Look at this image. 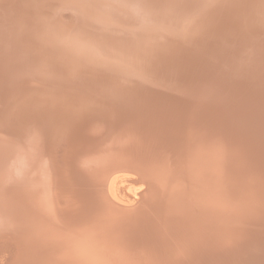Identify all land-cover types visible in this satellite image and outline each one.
<instances>
[{
	"label": "bare ground",
	"instance_id": "obj_1",
	"mask_svg": "<svg viewBox=\"0 0 264 264\" xmlns=\"http://www.w3.org/2000/svg\"><path fill=\"white\" fill-rule=\"evenodd\" d=\"M2 1H6L7 2V0H0V4H1V2ZM8 1H10L11 2V4L14 2V4H13V6L15 5V3L17 2L18 3V6L16 7V8H18L19 7V9L21 10V12L20 11H18V9L16 10V11H18V12H20L19 13V16H20V18L18 19V20H16V21H18V26H15V24L13 25V26H15V31H16V35L18 34V37L19 38H22V35H26L28 38V41H29V39H31L32 38V36H33V34H31V30L29 31L28 30V26H32V24L31 23H33L32 21H34L33 19H35V22H36V18H37V14H36V16L33 14L32 15V13H31V10H33L35 7L34 6H32L33 7V9H30V10H28L29 8V6L26 4V6H27V8L26 9H24V10H22L21 8L23 7H21L20 8V6L21 5H19L20 3H26V0H8ZM35 1V0H34ZM33 1V2H34ZM72 1V0H71ZM88 1H91V0H88ZM98 1V0H97ZM96 0H94V1H92V2H97ZM109 1V0H108ZM112 2L111 3H109L110 5L111 4H117V3H120V2H123L124 0H111ZM131 1V0H130ZM132 1H135L136 2V4H138V6L140 7L139 8V13H135V12H132V10H131V13L130 12H128V13H130V15L127 13V12H125L126 14H128V16L126 15L124 18H123V16L122 17H120V19L119 20H121L122 21V23L124 22L125 23V25L127 26V27H130V30H128V32H125V33H127V36L129 35L130 37L129 38H131V39H128L129 41H130V43L131 44H128V45H132L133 46V48L134 47H136V48H138L137 49V51L140 49V47H141V49H142V52H143V54L141 53V52H139L138 51V53H141V55H143V56H141V55H137V56H141L142 57V59H140V61H141V64H143L142 65V67L139 69L140 70V72L143 74H141L140 75V73L138 74V75H140V78L139 79H143V80H146V81H144V82H139L138 83V81H136V83L134 82V81H132V82H130L131 84H128V85H126L125 83V85H122V87H121V84H123L122 83V81L120 80L121 79V77L120 78H118L117 76L119 75L118 73V75H115V73L116 72H113L114 74H111L110 72H109V66L108 67H106V65L104 66H100V64H97V65H99V67H101L100 69L99 68H97V69H99V70H101L102 72H101V78H102V74H103V76H104V78H103V80H105L104 82V84L103 85H101V84H98V85H95L94 83H96V82H98L99 81V79H97V76H96V71H98V70H92V69H90V68H86V66L83 68V72L81 73L80 71H79V73H77V74H80L79 76L77 75L76 77H77V81H78V79L81 81V79H88L89 81L90 80H93V84L96 86V87H98V90L101 92V93H103L104 95H106V96H108V99L110 100H108V99H106V101H104L103 102V104H99V106H97V108L95 109V110H97L98 108H99V110H98V112H102V111H104L107 115V117H108V119L109 120H107V121H112V122H115L116 120H117V117H118V115L120 116V114L121 113H123L124 112V107H126L127 109V113L130 111V109H128V108H130V105L131 106H133V107H138V108H142L143 110L142 111H144L145 112V114H146V116H144V117H142V113H141V117H142V119H140L139 118V123L140 124H138L137 122H138V120L136 121V119H137V117L136 118H134V122H136L137 124H138V128L136 129V130H138V131H135V133H136V138L135 139H141V138H143L144 140H143V144L142 145H138L137 146V149L135 150V154L133 155L134 156V158H138V159H140L141 161H139L138 162V160H137V162L138 163H140V162H142V164H144V165H146V167L148 166V168H146V170H150V174L149 175H151L152 174V178L150 179V176L149 175H147L148 177H149V180L148 181H150L151 183H152V196H153V198L151 197V199H153V200H150V205L148 204V206H147V208H145V201L148 199H146L142 204H144L143 206H144V208L142 209V208H137V209H134L133 210V212H131V213H123L122 214V212L124 211H120V213L117 211V210H120V209H118L117 207H115V205L114 204H116L117 206H120V203H122V201H124L125 202V205H127L128 203H126V202H129L130 201V199H131V196L133 195V194H135V195H137L138 193H136L137 191L136 190H138L139 188H141L142 189V187H135L134 189L132 188L133 187V185H132V187L130 186L129 187V189H126L127 188V186L128 185H125L126 187H122V185H124L123 183H122V185H120L119 186V184L123 181V180H125L124 179V177H123V175L122 176H116V177H113V178H111V179H109V182L107 181V188H106V191L107 192H105V190H102L103 189V187H100V185H99V187H98V185H96V184H98L97 182L99 181V180H101L100 178L102 177V175L101 174H99L100 173V170H98L99 171V173L97 172V173H95V174H99L98 176H99V178L96 176V175H93V176H90V171H91V169H89L90 171L88 172L89 173V175L87 176L86 174H85V172L84 173H82V171H81V173L82 174H85V175H80L79 176V174L77 175V176H79V179L77 178V176H76V178H75V180H77V185H79V194H81L82 195V198H81V195H80V198H81V200L79 199V200H77V198L75 197L76 195H74V194H68L69 193V191H68V193L66 194L67 196H66V198H65V202H67V204L68 205H71V206H74L75 208H77V209H82L85 205H87V204H89V205H91L93 208L92 209H99L100 210V207H101V209L102 210H100L101 211V213H98V214H96V217L94 218V215H92L91 217H89V218H91L89 221H91V223H92V220L94 219V221L95 222H97L98 223V226H99V228H104V229H110V230H116V231H120V233L119 234H121L120 235V239H121V244L123 245V242H125L126 244H131V245H129V247H127L128 248V250L131 252V254H132V256L134 257V256H139V255H146V258L148 257V259H146L145 260V257L144 258H142L141 256V260H137L138 261V263H139V261L140 262H144L145 263V261H149L150 262V264H153L154 262H157V261H155V260H157L158 259V257H157V255H159V254H157L156 256H155V253H153L152 251L150 252L149 251V247H151L150 245H149V241H152V239L154 240V238L156 239V240H160V242L162 243V245H161V247H163L164 246V250H162V251H165L166 249H167V247L170 249L171 248V250H169L170 252H172V251H174V250H183L184 248L186 249V248H189V246L190 245H192V243L194 244L195 242H198L199 240H203V239H200V238H198V236L197 235H194L195 233L192 231L193 230V228H194V226L195 225H199L200 223H203L204 224V220L206 219V217L205 216H203L204 214H207V213H209V212H211L212 210H213V207H214V204H213V202H211V200H212V198L214 199V200H218V196H220V197H222L223 195H227L225 192L226 191H228L229 192V196H230V198L234 201V199L235 200H239L240 199V195L242 194V193H244V192H246V191H248V193H250V191H251V189L252 188H254V187H257V186H260L261 188H263V189H261V190H264V167H263V165L260 163V162H262V160H263V158H262V156H261V154H260V148L258 147V150H256V151H247V150H245L244 149V151L242 150L243 148H244V145L242 144V146L241 147H239L240 145H238V151H234V148L232 149L233 151H231V149H230V153L231 152H233V153H237L238 155L239 154H241V156H243V157H245L246 158V161H247V167L245 166L244 168L242 167V168H240L239 169V172H238V175L236 176V178L235 177H223L222 178V180H221V178H220V180H221V182L220 183H217L216 182V184L214 183V179L215 178H218L219 176H221L220 175V173H218L217 172V163H219L220 162V159H221V157H222V154L220 153V151L219 150H216L214 147H212V144H214V143H212V144H210L211 142H209V141H207L208 139L206 138V136H203V138L201 137L202 135H200V136H197V133H198V130H200L199 131V133L200 132H206L209 128H211V126L212 125H214V124H217L218 126H220V128H223L224 127V125L227 123L228 124V122H230V116H228L227 115V113L229 112L228 110H230L228 107H230V105H229V103H232L230 100H233V103H232V109L236 106V104H242L243 103V100H244V97L242 98V96H244V95H242L241 96V93H240V95H238L239 94V92H238V90H240V88L241 87H244L243 85L245 84V81H246V77H247V82H246V84H248L249 82H252V83H254V82H257V84H260V85H264V59L261 57V56H256V57H254V58H251V56H250V51H251V48L253 47H255V49L256 48H258L259 46H260V48L261 49H263L264 50V20L262 19L263 18V12L262 11H264V6L263 7H261V12L260 11H257L256 10V13L255 14H253L252 16H251V14L249 15V14H247V16L245 17V16H241L240 14L241 13H243L244 11H250L251 10V7H254L253 6V3L255 4V1L256 0H252L251 1V3H250V0H204L203 1V3L205 2V4L206 3H208V4H206V5H204V4H199V2L201 3L202 1H199V0H132ZM199 1V2H198ZM10 2L6 5V6H11L10 5ZM27 2L28 3H30L31 4V2H32V0H31V2H30V0H27ZM78 2V1H77ZM83 2H84V0H83ZM83 2H82V0H81V4L83 5ZM101 2V1H100ZM102 2H103V0H102ZM155 2V6H156V2H159L160 3V5H163L162 6V8H161V11H159V12H157V13H159L158 15H154L153 14V12H152V14L149 12V9H148V7L149 6H151L153 3ZM258 2H259V0H258ZM16 3V4H17ZM52 3V2H51ZM54 3V2H53ZM76 3V2H75ZM91 3V2H90ZM99 3V2H98ZM107 3V2H106ZM250 3V4H249ZM33 4H35V3H33ZM65 4V3H64ZM74 4V3H73ZM78 4V3H77ZM79 4H80V1H79ZM86 4H87V1H86ZM85 4V5H86ZM92 4H94V3H92ZM102 4V3H101ZM158 4V3H157ZM45 5V4H44ZM66 5V4H65ZM98 5V4H97ZM110 5H106L107 7H103L102 8V10H100V15H101V18H103L104 17V19L103 20H105V19H107L106 21H108L109 23L110 22H112L113 21V17H115V16H111L112 15V11H114L115 9H114V6H112L111 5V7H110ZM122 5V4H121ZM132 5H134V4H132ZM159 5V6H160ZM5 6V7H6ZM37 6V5H36ZM81 6V5H80ZM90 7L92 6V8L94 7V9L96 10L97 8L95 7V5L93 6V5H89ZM89 6H88V4L85 6L86 8H84V10L85 9H89ZM135 6V5H134ZM53 7V6H52ZM62 7V6H61ZM78 6H76V8H77ZM82 7V6H81ZM84 7V6H83ZM88 7V8H87ZM98 7H100V6H98ZM113 7V8H112ZM7 8V7H6ZM13 8V7H12ZM36 8H39V10L41 9V7H39V6H37ZM34 9V11H36L37 9ZM75 8V7H74ZM78 8H80V7H78ZM77 8V9H78ZM120 8V7H119ZM129 8V7H128ZM133 8V7H132ZM156 8V7H155ZM159 7L157 6V9H158ZM14 9V8H13ZM61 9V8H60ZM83 9V8H82ZM94 9H91V10H88V12H92ZM112 9V10H111ZM114 9V10H113ZM11 10V9H10ZM38 10V11H39ZM70 10V9H69ZM111 10V11H110ZM124 10V9H123ZM33 11V12H34ZM41 11V10H40ZM80 11H82V10H80ZM86 11V10H85ZM127 11V10H126ZM134 11V10H133ZM7 12L9 13V9H7ZM11 12H13V11H11ZM11 12H10V14H11ZM54 12V11H53ZM88 12H87V14H88ZM96 12H98V11H96ZM115 12V11H114ZM114 12H113V14H114ZM2 13V12H1ZM3 13H5V17H8L6 14V10H5V12H3ZM37 13V12H36ZM42 13V12H41ZM86 13V12H85ZM15 14H17V12H15ZM39 14V13H38ZM86 14V15H87ZM91 14V13H90ZM99 14V13H98ZM138 14H141V15H138ZM1 15V14H0ZM44 15H47V14H44ZM52 16H55V14L53 13V14H51ZM85 15V16H86ZM18 16V17H19ZM34 16H35V18H34ZM48 16V15H47ZM88 16L89 15H87V18H88ZM93 16V15H92ZM117 16V15H116ZM4 17V18H5ZM118 17V16H117ZM165 18H168L167 20L165 19ZM16 19H17V17H16ZM52 20V17L51 18H49V20ZM146 20L147 22H148V19H149V21H155L156 23H161V22H164L165 23V25H164V28H165V30H164V34H163V37L161 38V37H152V36H150V34L148 35L147 33L148 32H146L145 30L147 29H145V28H143V29H145V30H139V29H135V30H132V26L133 25H136V24H133V23H137V22H139V20ZM71 20V19H70ZM117 20V19H116ZM116 20H114V23H116L117 21ZM134 20H136V21H134ZM48 21V20H47ZM105 21V22H106ZM116 21V22H115ZM1 22V21H0ZM102 22H104V21H102ZM104 22V24H102V26H104L105 24H109V23H105ZM141 22V21H140ZM96 23H98V22H96ZM95 23V24H96ZM119 23V22H118ZM123 23V24H124ZM146 23V22H145ZM150 22H148V24H149ZM152 23V22H151ZM154 23V22H153ZM12 24V23H11ZM93 24V25H92ZM94 23H92V21L90 20V22L88 23V25L89 26H87L86 27V29L84 28V29H79V33H77L78 35H79V37H81L76 43L75 42H73L70 38H69V36H68V38H69V42L71 41V42H73V44L71 45V42H70V44H68V43H66L65 45H60V46H62L61 47V49H57V48H60V47H58L57 46V50H59V52L57 51V53L61 56H59L60 58H61V60H64L65 62H67V64H68V66L67 67H71L72 65H73V63H74V61L76 60V58H77V60L80 58V56L79 55H84V53H86L85 55H84V57H83V61H85L86 62V64H90V61H92V59H93V57H94V55H95V50L92 48L93 46H91V45H88L87 46V51L85 50V48H84V50L86 51V52H83V54H80L81 53V51H84V50H82V47H81V50H80V53L78 52L79 51V48L78 47H75V46H73V45H77V43H79V42H81L82 44H81V46H85V45H87V44H92V43H94V42H97L98 40L97 39H101V40H103L104 42L103 43H105V45L104 46H106V50L105 51H107V52H109V53H112V52H120V53H122L121 51V49H120V46H123L124 44H122L121 42L124 40V41H126L125 39L127 38H125V37H122L121 35L122 34H115L114 32L113 33H109L110 31H105L104 29H102V26H101V29H98V26L97 25H95ZM0 25H1V23H0ZM3 25H4V23H3ZM28 25V26H27ZM101 25V24H100ZM154 25V24H153ZM179 25H180V27H179ZM27 26V27H26ZM55 26V25H54ZM179 27V29L180 28H182L180 31H182L181 33H183V34H181L180 33V35L181 36H183V38H182V40H180V41H178L180 38L178 37V40H177V42H175V41H171V40H174L175 39V37H176V34H179V32L180 31H178V33H176L175 32V30L174 31H172L174 28H176V27ZM35 27V26H34ZM69 27V26H68ZM108 27H110V26H108ZM107 27V28H108ZM127 27H125V28H127ZM145 27V26H144ZM2 28V27H1ZM32 28V27H31ZM114 28H115V26H114ZM121 28H122V26H121ZM142 28V27H141ZM154 28V27H153ZM60 29V28H59ZM97 29V30H96ZM123 29V28H122ZM2 30V29H1ZM5 30V29H4ZM78 30V29H77ZM76 30V31H77ZM137 30H139V31H137ZM148 30V29H147ZM163 30V29H162ZM119 31V30H118ZM124 31V30H123ZM176 31H177V29H176ZM37 32V31H36ZM75 32V31H74ZM6 33V32H5ZM120 33V32H119ZM122 33V32H121ZM155 33V32H154ZM153 33V34H154ZM14 34V35H15ZM57 34V33H56ZM60 34V33H59ZM37 35V34H36ZM35 35V36H36ZM39 35V34H38ZM74 36L76 35V33H74L73 34ZM78 35H76V38L75 39H77V36ZM126 35V34H125ZM46 36V35H45ZM180 36V37H181ZM185 36V37H184ZM61 37V36H60ZM82 37L84 38V39H86V41L85 40H83L82 39ZM37 38V37H36ZM9 39H11V38H9ZM8 39V40H9ZM16 39V38H15ZM25 39H26V37H25ZM37 39H39V38H37ZM226 39H228V40H226ZM234 39H236V42H237V44L235 43V44H231L232 42H230L231 40H234ZM127 40V42H129ZM153 40H155V44L158 46V41L156 42V40H160L159 42H161L159 45L161 46H158L159 48L158 49H156V47L154 46L155 44H153V46H151V45H148V44H150V42L151 41H153ZM4 41H5V39H4ZM11 41V40H10ZM15 41H17V39L15 40ZM40 41V40H39ZM38 41V42H39ZM47 41V40H46ZM74 41H76V40H74ZM1 42V41H0ZM18 42V41H17ZM37 42V41H36ZM127 42H126V44H127ZM147 42H149V43H147ZM172 42H174V43H172ZM192 42H193V44H194V46L192 45ZM4 43V42H3ZM16 43V42H15ZM65 43V42H64ZM64 43H62V44H64ZM99 43V42H98ZM153 43H154V41H153ZM158 43V44H157ZM40 44H42V42L40 41ZM39 44V45H40ZM80 44V43H79ZM100 44H101V42H100ZM187 44H190V45H187ZM228 44H231V45H228ZM1 46H0V58H7L6 56V54L8 53V49L9 48H14L15 47V45L14 44H12L11 42H8L7 41V43H5V44H0ZM14 45V46H13ZM18 45H20L18 48L20 49V51H22V54L24 53L25 54V57H27L28 59L31 57L30 55H32V52L34 51H36L37 53H39L38 51H43V52H40V54L37 56V58L36 57H34V56H32V60H33V62H31V64L30 65H28V68H27V73H28V76L30 75V74H36V75H40V76H44V74L46 73H50V74H52L51 72V70H50V68H48L47 67V61H50V60H48V56L50 55V54H52L51 52L49 53V51L47 50L46 51V49L47 48H45V47H43L44 46V44H42L43 46H40V47H35V48H32V47H30L31 45H29V44H27V46H21V44H18ZM251 45V46H250ZM103 46V45H102ZM119 46V47H118ZM131 46V47H132ZM86 47V46H85ZM96 47H97V45H96ZM74 48H75V50H78L77 51V53L74 51ZM92 48V49H91ZM98 48V47H97ZM104 48V47H103ZM122 48V47H121ZM135 48V49H136ZM252 48V49H253ZM260 49V50H261ZM18 51V50H17ZM104 51V50H103ZM136 51V50H135ZM136 51V52H137ZM239 51H241V52H239ZM116 52V53H117ZM128 53H129V51H127ZM16 53V52H15ZM36 53V54H37ZM13 54H14V51H13ZM18 54H19V52H18ZM33 54H35V53H33ZM136 53L134 52V55H135ZM264 54V53H263ZM15 55V54H14ZM13 55V57H10L9 58V60H10V64H8V63H6L7 61H8V59H7V61L5 62L4 61V58L0 61V76L3 74L2 72H4V73H6V75L5 74H3L2 76H3V78L4 77H8V78H13L14 80V82L11 84V85H13V84H16V85H14V86H17L16 87V90L17 89H19L20 87H22V85L21 84H19V82H20V78H22V76H23V68H24V64H23V62H21V58H20V55L18 56H14ZM79 56V58H78V56ZM30 56V57H29ZM122 56V55H121ZM137 56H135L136 58H137ZM235 56H237V58L239 59V61H236V60H238V59H236L235 58ZM53 57H56V56H53ZM58 57V58H59ZM264 57V56H263ZM57 58V57H56ZM131 58H133V57H131ZM54 59V58H53ZM139 59V58H138ZM20 60V61H19ZM133 60H134V58H133ZM63 61V62H64ZM78 61H80V60H78ZM19 62V63H18ZM89 62V63H88ZM78 63H80V62H78ZM92 63V62H91ZM136 63V62H135ZM134 63V64H135ZM51 64H53V63H51ZM75 64V63H74ZM81 64V66H82V62L80 63ZM85 63H83V65H84ZM107 64H109V63H107ZM138 64V63H137ZM137 64H135V65H137ZM240 65L241 67L239 68V67H236V66H238V65ZM92 65V64H91ZM138 66V65H137ZM67 67H66V69H67ZM89 67H92V66H89ZM96 67V66H95ZM98 67V66H97ZM127 67H129V68H132L133 67V65H129V66H125V67H123L122 68V70L121 71H123L124 73L127 71V69L129 70V68H127ZM140 67V66H139ZM55 68V67H54ZM65 68V67H64ZM64 68H63V70H64ZM153 68V69H152ZM154 68H156L155 70H154ZM226 68H230V69H227L226 70ZM237 68H239V69H237ZM65 69V70H66ZM69 69V68H68ZM75 69V68H74ZM82 69V68H81ZM233 69H236L238 72H239V78H238V80H234V79H236L237 77H238V75L237 76H235L234 74V76H232V78L230 77L231 75V71ZM25 70V69H24ZM57 70V69H56ZM55 70V71H56ZM59 70V69H58ZM70 70H72V68H70ZM69 70V71H70ZM110 70H114V71H117V69L115 68V67H113L112 69H110ZM138 70V71H139ZM160 70H165L167 73L165 74H160ZM231 70V71H230ZM236 70H233V73H235L236 72ZM44 71H48V72H44ZM51 71V72H50ZM55 71H53V72H55ZM68 71V72H69ZM78 71V70H77ZM154 71L157 73H154ZM235 71V72H234ZM64 72V71H63ZM68 72H67V75H68ZM123 72H121V73H123ZM231 72V73H230ZM26 73V72H25ZM57 74L56 75H58V72H56ZM75 73V72H74ZM75 73V74H76ZM107 73V74H106ZM110 73V74H109ZM230 73V74H229ZM55 74V73H54ZM66 74V73H65ZM70 74V73H69ZM72 74V73H71ZM170 75V76H168V75ZM237 74V73H236ZM256 74V78H257V80H253V76L252 75H255ZM107 75V76H106ZM164 75V76H163ZM241 75V76H240ZM24 76H25V74H24ZM27 76V75H26ZM58 76H60V75H58ZM57 76V77H58ZM68 76H70V75H68ZM96 76V77H95ZM120 76H123V75H120ZM126 76V75H125ZM144 76V77H143ZM31 76H29V77H27V79L28 78H30ZM50 77H54L53 75H51ZM71 77H74L73 75H71ZM71 77H70V80H71ZM76 77H75V79H76ZM170 77V78H169ZM231 79H230V78ZM2 78V77H1ZM24 78V77H23ZM26 78V77H25ZM39 78V77H38ZM64 78V77H63ZM100 78V79H101ZM169 78V79H168ZM186 78H188V79H186ZM190 78H192L191 80H190ZM54 79H55V77H54ZM123 79V78H122ZM138 79V80H139ZM5 80V79H4ZM53 80V79H52ZM68 80V79H67ZM74 80V79H73ZM84 80H82V81H84ZM253 80V81H252ZM6 81V80H5ZM65 81V80H64ZM80 81H78V82H80ZM101 82H103L102 80H100ZM99 81V82H100ZM23 82V81H22ZM25 82H26V80H25ZM31 82V81H30ZM36 82V81H35ZM70 82V81H69ZM74 82H75V80H74ZM2 83H3V80L2 79H0V85H2ZM21 83V82H20ZM68 83V82H67ZM77 83V82H76ZM196 83V84H195ZM6 84V83H5ZM34 84V83H33ZM83 83L81 82V84L80 85H82ZM196 85V87L195 86H193V85ZM197 84H199V85H197ZM245 84V85H246ZM21 85V86H20ZM24 85V84H23ZM66 85V84H65ZM69 85V84H68ZM67 85V86H68ZM84 85V84H83ZM94 85H92V87H94ZM147 85V86H146ZM6 86V85H5ZM78 86H79V83H78ZM85 86H88V84L86 85V83H85ZM120 86V87H119ZM124 86V87H123ZM8 87H10V85L9 86H7L6 88H8ZM19 87V88H18ZM27 87V86H26ZM26 87H24V88H26ZM71 87V86H70ZM91 87V86H90ZM95 87V88H96ZM175 89L176 87H178V89L180 90V92H178V94L176 95L175 93L173 94V96L174 95H176V96H174V97H172V95L170 96V94H169V92H170V89H169V91H167V89ZM88 88V87H87ZM94 88V89H95ZM120 88H124L123 90H121ZM0 89H1V87H0ZM97 89V88H96ZM156 89V91L158 92V93H156V92H154V90ZM160 89H162V90H160ZM158 90H160V91H158ZM259 90H260V92H262L261 94H260V96L259 97H257V100H255V102H254V105H252L253 107L254 106H256L257 108V110L259 111V106L260 105H262V103H263V105H264V87L263 86H260L259 87ZM29 91H31V92H33V90H30L29 89ZM174 91H176V89L174 90ZM0 92H1V90H0ZM55 92V91H54ZM53 92V93H54ZM159 92H160V94H159ZM9 93V92H8ZM38 93V92H37ZM37 93H29V95L28 96H30V98L27 100V101H25V103L23 104V105H20L19 107H17L16 109L19 111L20 110V112L23 114V113H27L26 115H28V116H25V118L26 119H24V124L23 125H26L27 126V128H26V130L24 131V132H26V133H29L28 131H29V129L31 128L30 126H32V124H30L31 123V121H33V120H35L34 122H37L42 116H46L47 114L46 113H48L49 115H51V117H52V119L51 120H53L54 121V124L57 122V120L58 119H60V121L62 120L63 122V124L66 122L67 124L69 123V122H71V123H69L67 126H66V129L69 131L72 127L73 128H76V130L78 129H80V126L82 125V123H84L85 122V120H88V118H90V116H91V114H93L94 113V115H96V113H97V111H96V113L95 112H91L90 110H92L91 108H90V110H87V108H86V105L88 106L89 104H90V102H92V101H90L89 102V100H87V99H85V101H83L84 100V98H83V100L82 101H79V100H76V99H73V98H75V97H73V95H69L68 94V92H63V94H62V96H55L54 94L56 93H52L54 96L52 97V96H46V95H38L39 97L38 98H40V100H37L36 98H37ZM168 93V94H167ZM2 94H4V92L2 91V93H0V97L2 96ZM59 94H60V92H59ZM116 94H118V98H115L114 96H116ZM120 94V95H119ZM47 95H48V93H47ZM145 95L146 96H150V97H152L153 99H151V100H154V101H156L158 104H159V107H160V109H161V107H162V111H161V113H160V116L159 115H156L155 113H154V111H153V108H155L154 107V104H156L155 102H153V104H150V102H147L146 104H145ZM255 95V94H254ZM7 96V95H6ZM17 96V95H16ZM16 96H15V98H16ZM120 96V97H119ZM137 96H138V98H137ZM2 97H4V95L2 96ZM105 97V96H104ZM240 97V98H239ZM256 97V96H255ZM115 98V99H114ZM141 98H143V99H141ZM173 98V99H172ZM101 99V98H100ZM243 99V100H242ZM5 100V99H4ZM149 100V98L147 97V101ZM202 100H206L205 101V105H201L202 104ZM9 101H10V99H9ZM13 101V100H12ZM22 101V100H21ZM72 101H73V103H72ZM14 102V101H13ZM18 103V102H17ZM95 103V102H94ZM162 103V104H161ZM245 103H247V102H245ZM8 104V106H9V103H7ZM13 104V103H12ZM92 104V103H91ZM96 104V103H95ZM150 104V105H149ZM93 105V104H92ZM229 105V106H228ZM248 105V104H247ZM8 106H6L7 108H8ZM12 106H14V104L12 105ZM76 106V107H75ZM101 106V107H100ZM120 106H122L123 107V109H122V107L121 108H118V107H120ZM156 106L158 107V105L156 104ZM246 106V105H245ZM132 107V108H133ZM238 105H237V109H238ZM249 107V106H248ZM247 107V108H248ZM260 107H262V108H264V106H260ZM10 108V107H9ZM15 107H13V109H14ZM102 110H101V109ZM251 107H249V109H250ZM2 109H4V108H2L1 106H0V113H1V111H2ZM10 109H12V108H10ZM120 109H122V111L120 110ZM137 109V108H136ZM159 108H157V110H158ZM241 109H242V107H241ZM248 109V110H249ZM253 109L254 108H252L251 109V111H253ZM256 109H254V111L256 112L257 110ZM15 110V109H14ZM23 110V111H22ZM28 110V111H27ZM125 110V111H126ZM138 110V109H137ZM141 110V109H140ZM157 110H156V112H157ZM240 110V108L237 110V111H239ZM247 110V111H248ZM27 111V112H26ZM134 111H136V110H134V109H132V112H129V114H131V113H133ZM236 111V112H237ZM242 111V113L244 112L243 110H241ZM262 111H264V110H262ZM262 111H259L260 112V114H259V117H258V119H260V118H264V113H262ZM10 112V111H9ZM8 112V113H9ZM19 112V113H20ZM137 112V111H136ZM159 112V111H158ZM245 112H246V110H245ZM249 112H250V110H249ZM4 113V112H3ZM105 113H103V115L105 114ZM241 113V112H240ZM247 113V112H246ZM10 114V113H9ZM98 114V113H97ZM100 114V113H99ZM123 114H125V116H127V114L126 113H123ZM123 114H122V117H123ZM134 114H136V113H134ZM139 114V113H138ZM137 114V115H138ZM258 114V113H257ZM257 114H255L256 116H257ZM3 115V114H2ZM24 115V114H23ZM48 115V116H49ZM143 115H144V113H143ZM230 115V114H229ZM255 115H252V116H254L255 117V119L253 118V119H251V118H249V116H251V115H249L248 116V113H247V117H246V114H240L239 115V117H240V119L241 120H243V124L241 123L242 121L241 120H238V121H240V122H237V123H239V124H237V123H232L233 125H231V126H229L228 128L231 130L230 131V133H229V139H228V142L230 143V144H233V141L234 140H232V136H234V135H238V137L240 138V140H242L241 142L242 143H245L246 142V140L248 139V137H249V135L252 133V132H254V131H256V132H259V136H258V138L256 139V140H258L257 142H258V144H259V146H260V143L259 142H261V143H264V132L262 131L263 129H264V122L260 125V122L258 123L256 120V116ZM9 116V115H8ZM15 116V115H14ZM72 116V117H71ZM129 116L130 115H128L127 117L128 118H126L127 119V121H128V119H129ZM251 116V117H252ZM73 117H75V120L72 122L71 121V119L73 118ZM138 117H139V115H138ZM23 118V117H22ZM43 118V117H42ZM48 118V117H47ZM131 118V117H130ZM156 118H158L159 120H160V122H161V124L159 123V121H158V123L161 125L160 127L161 128H159L158 129V127H157V125L159 126V124H157L156 125V128H155V130L153 129V131H151V129L150 128H148V127H146V126H144L143 125V122L145 123H147V122H150V121H152L153 119H154V121L156 120ZM17 119V118H16ZM45 119V118H44ZM133 119V118H132ZM132 119H130L131 120V122H133V120ZM11 120V119H10ZM17 120H19V118L17 119ZM37 120V121H36ZM64 120H66L65 122H64ZM103 120H104V118H103ZM122 120H125L124 118L122 119ZM141 120H142V122H141ZM213 120L215 121L214 122V124H213ZM260 120H262V119H260ZM259 120V121H260ZM7 121V120H6ZM20 121V120H19ZM41 121V120H40ZM44 121V120H43ZM92 121V120H91ZM107 121H106V123H107ZM5 122V121H4ZM3 122V123H4ZM12 122V121H11ZM10 122V123H11ZM15 122V121H14ZM18 122V121H17ZM16 122V124H19V123H17ZM118 122H119V120H118ZM133 122V123H134ZM157 122V121H156ZM234 122H236V121H234ZM39 123V122H38ZM37 123V124H38ZM58 123V122H57ZM56 123V124H57ZM61 123V124H62ZM116 123V122H115ZM121 123L122 124H124L122 121H121ZM129 123V122H128ZM30 124V125H29ZM40 124H42V122H40ZM62 124V125H63ZM91 124V123H90ZM96 124H98V123H96ZM95 124V125H96ZM110 124V123H109ZM109 124H106V125H109ZM117 124H120V123H117ZM127 124V123H126ZM136 124V125H137ZM177 124H180V128H181V126H182V135H183V138L185 139L183 142H184V145H183V147L181 148V146L182 145H180V147L179 148H181L179 151L178 150H176L175 152H176V154H177V151H178V153H179V159H177L178 160V168H173V170L174 169H176V172L174 173L173 171V174L174 175H172V172H170L171 173V175L172 176H170L171 178H169L170 180H169V186L167 187L166 185L164 186V188H165V190L164 189H162V190H159V188H157V186H159L158 184H155V183H158L160 180H162V182H164V181H166V176L164 175V181H163V176H162V179L160 178H157L156 179V177L155 176H157V175H161V174H159V172H157V174L155 175V176H153L154 175V173L155 172H152V171H154V170H157V169H163L162 170V172L164 173V172H166V167L169 165V166H171L170 165V163H164V164H161V163H158L157 162V154H158V152L163 148V146L165 147V145L168 143V141L170 140V138H172L171 137V135H170V128L172 127H174V125H177ZM11 125V124H10ZM65 125V124H64ZM110 125H113L112 123L110 124ZM109 125V126H110ZM121 125V124H120ZM119 125V126H120ZM128 125H131L132 127H134V124H131V123H129ZM136 125H135V128H136ZM147 125V124H146ZM237 125H239V127L240 128H238L237 130H236V126ZM0 126H1V124H0ZM8 126V125H7ZM53 126V123H52V125H51V123L48 121H46V123L44 124V127L46 128V129H50L51 127ZM101 126V125H100ZM114 126V125H113ZM123 127H124V125H122ZM121 126V127H122ZM130 126V127H131ZM233 126H235V127H233ZM257 126V127H256ZM11 127L13 128V126L11 125ZM22 127V126H21ZM24 127V126H23ZM106 127H108V126H105V128ZM111 127V126H110ZM129 127V128H130ZM4 129H5V127H3ZM8 128V127H7ZM16 128V127H15ZM102 128H103V130H104V125L102 126ZM112 129H113V127H111ZM114 128H115V126H114ZM120 128V127H119ZM165 128V129H164ZM176 128V127H175ZM235 128V129H234ZM14 129V128H13ZM18 129V128H17ZM94 129V128H93ZM98 129H99V126H98ZM101 129V128H100ZM107 129V128H106ZM110 129V128H109ZM109 129H107V132L109 133H111V131H113V130H111V131H108ZM117 129H118V127H117ZM122 129V128H121ZM120 129V130H121ZM125 129H126V127H125ZM148 129H150V130H148ZM212 129V128H211ZM257 129H258V131H257ZM8 130V129H7ZM94 130H97L96 129V126H95V129ZM93 130V131H94ZM103 130H100V131H103ZM116 130V129H115ZM119 130V129H118ZM117 130V131H118ZM120 130H119V132H120ZM123 130H124V128H123ZM123 130H121V131H123ZM176 130H177V128H176ZM178 130H179V128H178ZM6 131V130H5ZM9 131V130H8ZM14 131V130H13ZM18 131V130H17ZM43 131L44 132H46L47 133V131L46 130H44L43 129ZM51 131V130H50ZM65 131V133H67L66 132V130H64ZM100 131H98V133H100ZM125 131V130H124ZM131 131V130H130ZM132 131H134L133 129H132ZM172 131L173 132H176V131H174V128L172 129ZM262 131V132H261ZM41 132V131H40ZM40 132H39V135H40ZM51 132H53V130L51 131ZM54 132H55V130H54ZM75 132H77V131H75ZM114 133H115V131H113ZM179 133H180V131H178ZM177 132V133H178ZM12 133V132H11ZM70 133V132H69ZM81 133V132H80ZM93 133H97V131L96 132H93ZM92 133V134H93ZM103 133H105V132H103ZM114 133L112 134L111 133V135H114ZM134 133V132H133ZM132 132H131V134H130V137L132 136V134H133ZM22 134V133H21ZM43 134V133H42ZM68 134V133H67ZM70 134H72V131H71V133ZM76 134V133H75ZM79 134V132H77V135ZM115 134H117V132L115 133ZM127 134V133H126ZM172 134V133H171ZM203 134V133H202ZM12 135V134H11ZM28 135V134H27ZM31 135V134H30ZM29 135V136H30ZM56 135V134H55ZM55 135H53V133L52 134H49L48 135V140L49 139H53L54 137H55ZM76 135V136H77ZM82 135V134H81ZM95 135H97V134H95ZM94 135V136H95ZM106 135H107V133H106ZM120 135V134H119ZM123 135H124V138L123 139H125V133L123 132ZM174 135H176V136H174L175 138L177 137V134L175 133ZM17 136V135H16ZM15 136V137H16ZM28 136V137H29ZM43 137H44V134L42 135ZM58 136V135H57ZM85 136V135H84ZM93 136V135H92ZM91 136V138H85V139H81L80 141H78L77 140V138L75 139V141L77 140V146H79L78 144H80V142L81 141H83L84 143H86L89 139V142L91 141V139L94 137H92ZM100 136V135H99ZM98 136V137H99ZM101 136H102V134H101ZM115 136V135H114ZM134 136V135H133ZM132 136V137H133ZM173 136V135H172ZM178 136H180V134L178 135ZM12 137V136H11ZM10 137V138H11ZM14 137V138H15ZM21 137H23V136H21ZM34 137H36L35 135H34ZM39 137V136H38ZM46 137V141H47V136H45ZM78 137H80L79 135H78ZM87 137H89L88 135H87ZM98 137H94L93 138V141H95L94 139L95 138H98ZM105 137V140H106V136H105V134H104V136H102V138H104ZM108 137V136H107ZM117 137L119 138L120 136H118V134H117ZM117 137H116V139H117ZM3 138V137H2ZM7 138H9V135H8V137ZM13 138V137H12ZM11 138V139H12ZM26 138V137H25ZM30 138V137H29ZM42 138V137H41ZM56 138V137H55ZM64 135H63V141H64ZM69 138V137H68ZM101 138V137H100ZM101 138V139H102ZM108 138H110V137H108ZM113 138V137H112ZM134 138V137H133ZM175 138H172L173 140L175 139ZM179 138V141L181 142V140H180V137H178ZM182 137H181V139H183ZM43 139V138H42ZM42 139H40V140H42ZM72 138H70V140H71ZM73 139H74V137H73ZM87 139V140H86ZM130 140L132 139V138H129ZM236 139V138H235ZM6 140V142H7V139H5L4 138V141ZM13 140V139H12ZM25 140V139H24ZM34 140V139H33ZM32 140V141H33ZM67 140V137L65 138V141L64 142H67L66 141ZM99 138L97 139V142L99 143ZM103 140V139H102ZM104 140V141H105ZM108 140H110V139H108ZM108 140H107V142H108ZM133 140V139H132ZM172 140V141H173ZM176 140V139H175ZM239 140V141H240ZM2 141V140H1ZM74 141V140H73ZM92 141V143L94 144L95 142H93ZM103 141V142H104ZM111 141V143L109 144V145H111L112 144V146L114 145L113 144V142H115L116 140L114 139V141L112 142V140H110ZM109 141V142H110ZM119 141V142H118ZM121 139L119 140H117V142H118V144H120L121 143ZM125 141V140H124ZM123 141V142H124ZM138 141V144H139V140H137ZM142 141V140H141ZM140 141V142H141ZM212 141V140H211ZM3 142V141H2ZM1 142V143H2ZM14 142V141H13ZM33 142H35V141H33ZM37 142V141H36ZM42 142H43V140L41 141V142H39V143H41L42 144ZM72 142V141H71ZM83 142H81V144H80V146L83 144V145H85V146H87L86 144H84ZM102 142V141H101ZM133 142H134V140H133ZM177 142V141H176ZM226 142H227V140H226ZM237 142V141H236ZM8 143H10V144H12L11 142H8ZM8 143H6V144H8ZM24 143V142H23ZM48 143V142H47ZM58 143V142H57ZM88 143V142H87ZM142 143V142H141ZM140 143V144H141ZM165 143V144H164ZM171 143L172 142H170V145H171ZM226 144L225 143V145H228V147H229V145L230 144ZM17 144V143H16ZM40 144V145H41ZM52 144H54V143H52ZM65 144V143H64ZM63 144V146L62 147H65V145ZM88 144H91V143H88ZM106 143H104V145H105ZM123 144V143H122ZM135 144V143H134ZM180 144V143H179ZM249 144H251V143H249ZM3 145V144H2ZM35 145H36V143H35ZM49 145V144H48ZM73 144L71 143V149H72V146ZM109 145H107V146H109ZM115 145H116V147H118L117 146V144L115 143ZM137 145V144H136ZM172 145L174 146V144L172 143ZM235 146H237V144H234ZM234 145H232V146H230V147H233ZM253 145V144H252ZM15 146V145H14ZM47 146V145H46ZM85 146H84V148H85ZM92 146V145H91ZM90 145H89V147H91ZM97 146V145H96ZM96 146H94L93 145V149H96L97 151H98V149H97V147ZM99 146V145H98ZM112 146H111V148H112ZM125 146L126 145H123V147L125 148ZM214 146V145H213ZM27 147V146H26ZM34 148H35V146H33ZM43 147H45V146H43ZM61 147V148H62ZM67 147V146H66ZM96 147V148H95ZM100 147V146H99ZM101 147H102V145H101ZM114 147V146H113ZM171 146H169V148H170ZM175 147H176V145H175ZM174 147V149H176ZM178 147V146H177ZM227 147V148H228ZM249 147H250V145H249ZM261 147V146H260ZM2 149H3V147H1ZM9 148H10V145H9ZM29 148H31V147H29ZM41 147L40 146H38L37 147V149L39 150H35V154H34V159H35V155L36 156H38V159H39V155L41 154L40 152H41ZM77 148V147H76ZM80 148H82L83 149V147L81 146ZM87 148H88V146H87ZM120 148V147H119ZM166 148H168V146L166 147ZM168 148V149H169ZM239 148H242L241 150H239ZM23 149V148H22ZM21 149V150H22ZM25 149V148H24ZM44 149V148H43ZM42 149V150H43ZM59 149V148H58ZM69 149V148H68ZM67 149V150H68ZM92 149V148H91ZM90 148L88 149L89 151L91 150ZM102 149V148H101ZM105 149V148H104ZM113 149V152L115 151L114 150V148H112ZM168 149H163L164 151H163V153H166V151L165 150H168ZM174 149H172L173 150V152H174ZM225 149H226V146H225ZM251 149V148H250ZM20 150V149H19ZM34 149L32 148V151H33ZM63 150V149H62ZM61 150V151H62ZM66 149L65 150H63L64 152L65 151H67ZM72 150H74V149H72ZM72 150H70L71 151V154L72 155H75L73 152H72ZM76 150H79V149H76ZM75 150V151H76ZM95 150V151H96ZM122 150V149H121ZM120 150V151H121ZM128 150V149H127ZM126 150V151H127ZM130 150V149H129ZM182 150L184 151V152H182ZM228 150V149H227ZM226 150V151H227ZM3 151H5V150H3ZM7 151V150H6ZM17 151V150H16ZM15 151V152H16ZM31 151V150H30ZM57 151V150H56ZM62 151V152H63ZM85 151H87V149L86 150H83L82 152H85ZM94 150H93V152H95ZM96 151V152H97ZM101 151H103V149L101 150ZM105 151V150H104ZM103 151V152H104ZM109 151H110V149H109ZM109 151H107V152H109ZM120 151H119V154H120ZM133 151H134V149H133ZM168 151H171V149L170 150H168ZM229 151V150H228ZM19 152V151H18ZM62 152H61V154H62ZM79 152H80V150H79ZM92 152V150L90 151V153ZM96 152H95V154H96ZM106 152V153H107ZM122 152V151H121ZM130 152V151H129ZM19 153H21V152H19ZM18 153V154H19ZM75 153H77V152H75ZM86 153V152H85ZM102 152H100V154H101ZM111 153V152H110ZM13 154V153H12ZM11 154V155H12ZM16 154V153H15ZM31 154H32V152H31ZM89 154V153H88ZM99 154V153H98ZM113 154V153H112ZM112 154H110V155H112ZM119 154H117V155H119ZM123 154V153H122ZM169 154H171L170 152H169ZM7 155V154H6ZM6 155H3V156H6ZM10 155V154H9ZM33 155V154H32ZM48 155V154H47ZM67 155H68V153H67ZM85 155H87V153L85 154ZM91 155H92V153H91ZM94 155V154H93ZM93 155H92V157H93ZM108 155H109V153H108ZM108 155L107 156H105L106 157V159H108ZM115 155V154H114ZM129 155V154H128ZM131 155V154H130ZM167 155H168V153H167ZM231 155H233V154H231ZM3 156H1V157H3ZM8 156V155H7ZM16 156H18V155H16ZM20 156H21V154H20ZM23 156V155H22ZM27 156H29V154L27 155ZM161 156H162V154H161ZM169 156V155H168ZM171 156H172V154H171ZM176 156V155H175ZM65 156H63V158H64ZM76 157V156H75ZM88 157V156H87ZM89 157H90V154H89ZM89 157H88V159H89ZM100 157V156H99ZM99 157H97V158H99ZM104 157V158H105ZM115 157V156H114ZM113 157V158H114ZM128 157V156H127ZM173 157V156H172ZM171 157V158H172ZM177 157V158H178ZM6 157H4V159H5ZM7 158H9V156L7 157ZM13 158H15V157H13ZM29 158V157H28ZM45 158V157H44ZM63 158L61 159V160H63ZM66 158V157H65ZM94 158V157H93ZM96 158V157H95ZM94 158V159H95ZM110 158V157H109ZM118 158H119V156H118ZM122 158V157H121ZM124 158H126V155H125V157ZM131 158V157H130ZM163 158H165V157H163ZM170 158V159H171ZM194 158V162H195V164H192V159ZM1 159V158H0ZM33 159V158H32ZM105 159V160H106ZM112 159V158H111ZM120 159V158H119ZM173 159V158H172ZM185 159V160H184ZM55 160V159H54ZM60 160V161H61ZM74 160H75V158H74ZM78 160V159H77ZM77 160H76V163H78L77 162ZM80 160V159H79ZM78 160V161H79ZM84 161V164L83 163H81L82 162V160H81V162H79V163H81L80 165H83V166H85V159H83ZM90 160H92L91 158H90ZM89 160V161H90ZM109 160V159H108ZM126 160V159H125ZM160 160V159H159ZM174 160V159H173ZM176 160V161H177ZM230 160H232V158L230 159ZM5 161H7V163H8V160H5ZM14 161H16V160H14ZM45 161V160H44ZM49 161V160H48ZM56 161V160H55ZM54 161V162H55ZM59 161V160H58ZM58 161L56 162L57 164H58ZM71 163H69L70 162V159L68 160V161H66V163L64 164L63 163V165L64 166H66L68 163V165L66 166L67 168H69V166L73 163V157L71 158ZM93 161V160H92ZM118 161V160H117ZM165 161V160H164ZM163 161V162H164ZM166 161H169V158H168V160H166ZM26 162H28L27 160H26ZM31 162V161H30ZM51 162H52V160H51ZM53 162V163H54ZM94 162H97V160L95 161L94 160ZM93 162V163H94ZM106 162V161H105ZM108 162V161H107ZM121 162V161H120ZM130 162V161H129ZM128 162V164H130ZM135 162H136V160H135ZM170 162H173L172 160L170 161ZM15 162H13V164H14ZM43 163V162H42ZM56 163H55V166H56ZM60 163H61V165H62V162H59V166L58 167H60ZM75 163V162H74ZM75 163V164H76ZM92 162L90 161L89 162V164H91ZM101 163V162H100ZM126 163V162H125ZM174 163V162H173ZM260 163V164H259ZM32 164V163H31ZM75 164H72V166H70L71 167V169H72V167H74V165ZM95 164H97V163H95ZM117 164L119 165V164H122V163H119V162H117ZM135 164V163H134ZM133 164V165H134ZM0 165H3L2 167L4 168L5 167V163H4V161H2L1 163H0ZM36 166H41L39 163H38V160H37V164H35ZM49 166H50V164H48ZM63 165H62V167H63ZM79 165V164H78ZM80 165H79V168L80 169H83V168H81L80 167ZM93 165V164H92ZM108 165V164H107ZM106 165V166H107ZM117 165V166H118ZM140 165L141 164H139V167H140ZM261 165V166H260ZM9 166H13V165H9ZM18 166V165H17ZM53 166H54V164H53ZM52 166V163H51V168L53 167ZM56 166V167H57ZM94 166V165H93ZM98 166V165H97ZM131 166V165H130ZM143 166V165H142ZM141 166V167H142ZM2 167L0 168V169H2ZM26 167H27V165H26ZM29 167V166H28ZM33 167V165H31V167H30V169ZM42 167V166H41ZM40 167V168H41ZM55 167V168H56ZM78 167V166H77ZM89 167H92V166H90L89 165ZM101 167V166H100ZM105 167V166H104ZM110 167V166H109ZM108 167V168H109ZM119 167V166H118ZM127 167V166H126ZM129 167V166H128ZM135 167V166H134ZM133 167V168H134ZM11 168V167H10ZM13 168V167H12ZM18 168V167H17ZM54 167L52 168V170L53 169H55ZM85 168H86V166H85ZM95 168V167H94ZM107 168V169H108ZM112 168H113V166H112ZM111 168V169H112ZM121 167H119V169H120ZM123 168V167H122ZM125 168V167H124ZM13 169H15V168H13ZM29 169V168H28ZM27 169V170H28ZM48 169V168H47ZM58 169L59 168H57L56 170H55V172L57 171V172H59L60 173V171H58ZM64 169H66V168H64ZM73 169H75V167L73 168ZM78 169V168H77ZM142 169V168H141ZM3 170V169H2ZM1 170V171H2ZM25 170V169H24ZM37 170H38V168H37ZM42 170H44V169H42ZM61 170H63L62 168H61ZM70 170V169H69ZM68 170V171H69ZM93 170V169H92ZM106 170V169H105ZM110 170V169H109ZM109 170H107L108 171V173L107 174H109V176H110V173H109ZM117 170V169H116ZM124 170V169H123ZM122 169L121 170H118V171H123ZM168 170V169H167ZM171 170V169H170ZM8 171V170H7ZM10 171V170H9ZM26 171V170H25ZM30 171V170H29ZM47 171V170H46ZM73 171V170H72ZM78 171V170H77ZM96 171V170H95ZM102 171V170H101ZM138 171H141L140 169H138ZM144 171V170H143ZM11 172H12V170H11ZM48 172V171H47ZM54 171H53V173H55ZM63 172V171H62ZM71 172V171H70ZM74 172V171H73ZM137 172V171H136ZM135 172V173H136ZM146 172V171H145ZM144 172V173H145ZM220 172V171H219ZM2 173H4V172H2ZM8 173V175L6 176V177H9V176H12V177H14L15 176V174H14V172H13V175H10V173L9 172H7ZM15 173H16V171H15ZM21 173V172H20ZM20 173H19V175H20ZM39 173H40V171H39ZM42 173V172H41ZM67 172H66V170L64 171V173L63 174H66ZM74 173H76L77 174V172H74ZM80 173V172H79ZM80 173V174H81ZM87 173V172H86ZM101 173H103V171L101 172ZM104 173H105V171H104ZM105 173V175H107ZM115 173V172H114ZM141 173V172H140ZM167 173V175H168V172H166ZM177 173V174H176ZM200 173H202L204 176H206L207 175V177L209 178V176H210V181L208 182V183H204V182H201L202 183V185L206 188V190H208V192H203V195L202 196H200L201 195V191H199V190H197V189H195L196 187L194 186V185H192V187H190V188H187L186 186L185 187H182L181 188V191L182 192H180V187H178L177 185H181V184H183V181H185L186 182V184H188L189 183V179H191V178H194L195 177V175H198V174H200ZM22 174V173H21ZM25 174V173H24ZM43 175H44V173H42ZM46 174H48V173H46ZM50 174V173H49ZM71 174H73V173H71ZM94 174V173H93ZM116 174V173H115ZM139 174V173H138ZM3 174H1L0 176H2ZM38 175V174H37ZM53 175V177L55 176V179L54 178H52V179H54L55 181H54V183H56V175L57 174H52ZM51 175V176H52ZM74 176H75V174H73ZM105 175H103V176H105ZM117 175H119L118 174V172H117ZM146 175V174H145ZM144 175V176H145ZM209 175V176H208ZM17 176V175H16ZM24 176V175H23ZM22 176V177H23ZM63 176V175H62ZM62 176L61 177H59V174H58V179H59V181H60V179H64V178H62ZM66 176V175H65ZM64 176V177H65ZM95 176L99 179V180H96L95 179ZM101 176V177H100ZM143 176V175H142ZM142 176H140V177H142ZM143 176V177H144ZM4 179H5V177H4V175L2 176ZM30 177V176H29ZM43 177V176H42ZM71 177V175L69 176V178ZM106 178H107V176H105ZM158 177V176H157ZM161 177V176H160ZM168 177V176H167ZM200 177H201V175H200ZM15 178V177H14ZM31 178H32V176H31ZM45 178V177H44ZM44 178H42V179H44ZM109 178V177H108ZM135 178V177H134ZM133 178V180H135L136 181V179H134ZM146 177H144V179H145ZM173 178H175V182L173 181ZM204 178V177H203ZM202 178V179H203ZM1 179V178H0ZM3 179V181H5L6 182V180L7 179H9V178H6L5 180ZM12 178H10V180H11ZM34 179H35V177H34ZM38 179V178H37ZM158 179H159V181H158ZM200 179V178H199ZM207 179V178H206ZM9 180V181H10ZM15 180V179H14ZM13 180V181H14ZM17 180H18V178H17ZM17 180H15L16 182H17ZM32 180V179H31ZM31 180H30V182H31ZM38 180H41V179H38ZM65 180H67V178L65 179ZM65 180H63V181H65ZM70 180H74V178H70ZM74 180V181H75ZM133 180H132V183H133ZM141 180V179H140ZM235 180H239L240 181V184H239V182H238V186L236 187V185L234 186V184L232 185V187H230V189L228 188L227 189V187H228V185L230 186L231 185V183L233 182V181H235ZM9 181H7V182H9ZM24 181V180H23ZM35 180H33V182H34ZM44 181H45V179H44ZM51 181V180H50ZM53 181V180H52ZM62 181V182H63ZM103 181H106V180H103ZM156 181V182H155ZM202 181V180H201ZM4 182V183H5ZM6 182V183H7ZM15 182V183H16ZM27 182H29V178H28V181ZM38 182H41V181H38ZM43 182V181H42ZM61 182V181H60ZM73 181H71V182H68V184L70 183H72ZM76 182V181H75ZM126 182V181H125ZM131 182V181H130ZM141 182H142V180H141ZM144 182L146 183L147 181L146 180H144ZM161 182V181H160ZM159 182V184L161 185L162 183H160ZM229 182H231V183H229ZM257 182V183H256ZM0 183H2L1 182V180H0ZM13 184L12 185V183H8L7 185H5V186H1V188H0V205L2 204L4 207L5 206H7L8 208L9 207H11L12 208V205L14 206H16L17 207V205H18V202H19V199H23V198H20L22 195L24 196V194H22L21 196L19 195V193H20V191H23V190H17V186H15L16 184ZM47 183H49V182H47ZM51 183H53V182H51ZM105 183V182H104ZM148 183V182H147ZM167 183V182H166ZM234 183V182H233ZM28 184H30V183H28ZM27 184V185H28ZM33 184V183H32ZM37 184V183H36ZM39 184V183H38ZM64 184V183H63ZM67 184V185H68ZM74 184V183H73ZM72 184V185H73ZM101 185L103 184L102 183V181H101V183H100ZM106 184V183H105ZM126 184V183H125ZM127 184H129V182L127 183ZM135 184V183H134ZM148 184H150V183H148ZM23 185V184H22ZM27 185H26V188H28L27 187ZM31 185V184H30ZM30 185H28L29 187H31ZM34 185V184H33ZM41 185V184H40ZM48 185V184H47ZM50 185V184H49ZM48 185V187H50ZM71 185V187H73V186H75V184L72 186ZM76 185V186H77ZM143 185H144V183H143ZM157 185V186H156ZM52 186L53 185H51V189H52ZM65 186V185H64ZM70 185H68V187H69ZM134 186H136V185H134ZM194 186V187H193ZM47 187V186H46ZM66 187V186H65ZM161 187V186H160ZM25 188V189H26ZM45 188V187H44ZM55 187H53V189H54ZM75 188V187H74ZM148 188V187H147ZM167 188V189H166ZM30 189V188H29ZM32 189V188H31ZM31 189L30 190H27L26 189V192H28V195H29V191H31ZM49 189V188H48ZM47 189V190H48ZM52 189V190H53ZM63 189V188H62ZM65 189V188H64ZM131 189H133V191L131 190ZM32 190H34V189H32ZM38 189H36V191H37ZM40 190H41V188H40ZM43 190V189H42ZM66 190V189H65ZM128 190V191H127ZM19 191V192H18ZM136 191V192H135ZM259 191V190H258ZM32 192H34V191H32ZM40 192H42V191H40ZM48 192V191H47ZM60 192V191H59ZM61 192H63L64 193V191H61ZM67 192V191H66ZM76 192H78V190L76 191ZM142 192V191H141ZM147 192H148V190H147ZM37 193H38V191H37ZM55 194L56 193H58V192H54ZM53 193V194H54ZM89 193H96V200H95V198H94V201H96L95 203L93 202V199H91L92 200V202L91 201H89V202H91V204L90 203H88V201L87 200H90L89 198H84V197H86V195H88ZM105 193H106V195H105ZM143 194H144V192H142ZM141 193V194H142ZM225 193V194H224ZM33 194V193H32ZM31 194V195H32ZM35 194H36V192H35ZM39 194V193H38ZM51 194H52V192H51ZM52 194V196L54 197V195ZM59 195H60V193H58ZM65 194V193H64ZM76 194V193H75ZM141 194H139L140 196H142ZM147 194H149V193H147ZM40 195V194H39ZM39 195H37L38 197H39ZM43 195V194H42ZM46 195V197H47V193L45 194ZM45 195H43L42 197H44V199H45ZM58 195V196H59ZM78 195V194H77ZM92 195V194H91ZM138 195V196H139ZM150 195V194H149ZM20 196V197H19ZM33 196H34V194H33ZM57 196V195H56ZM63 196V195H62ZM65 196V195H64ZM84 196V197H83ZM144 196H145V194H144ZM151 196V195H150ZM181 197V201L178 199V197ZM260 195H258V197L257 198H260L259 197ZM26 197V196H25ZM29 197H30V195H29ZM32 197V196H31ZM35 197V196H34ZM52 197V198H53ZM59 197H61V196H59ZM98 197V198H97ZM137 197V196H136ZM135 197V198H136ZM179 197V198H180ZM28 198V197H27ZM33 198V197H32ZM56 198V197H55ZM55 198L53 199V200H55ZM64 198V197H63ZM62 198V199H63ZM135 198L133 197V200H134V202H136V200H135ZM138 198V197H137ZM136 198V199H137ZM29 199V198H28ZM36 199H38V198H36ZM139 199V198H138ZM264 199V198H263ZM35 200V199H34ZM39 200V199H38ZM48 200H50V199H48ZM85 200V201H84ZM251 200H252V198H251ZM251 200H249V202H248V204H249V206L251 205ZM260 200V199H259ZM23 201H25L24 199H23ZM27 201V200H26ZM30 201H31V198H30ZM40 201V200H39ZM55 201H57V199L55 200ZM61 201V200H60ZM152 201L154 202V203H152ZM37 202V201H36ZM42 202H44L43 201V199H42ZM50 202H52L51 200L48 202V204H47V206H46V209L48 208V205H49V203ZM123 202V203H124ZM140 202V201H139ZM139 202H137V203H139ZM149 202V201H148ZM187 203L188 205H191L192 206V212H190L187 216V219H186V221L185 222H183L181 225H179V220H180V218L183 216V209L182 208H184L185 207V204L184 203ZM28 203H29V201H28ZM33 200H32V204L31 205H33ZM47 203V202H46ZM57 203H58V201H57ZM61 203V202H60ZM60 203L58 204V206L60 205ZM63 203V202H62ZM61 203V204H62ZM93 203V204H92ZM112 203V204H111ZM130 203V202H129ZM131 203H132V201H131ZM261 203V202H260ZM30 204V203H29ZM52 204V203H51ZM50 204V205H51ZM53 204H54V202H53ZM52 204V205H53ZM56 204V203H55ZM66 204V203H65ZM140 204V203H139ZM152 204L154 205V208L156 209H154V210H152L151 211V207H149V206H152ZM257 204V203H256ZM20 205V204H19ZM22 206L24 205V204H21ZM30 205V206H31ZM35 205V204H34ZM33 205V206H34ZM45 204H43V206H44ZM49 205V206H50ZM68 205H65L66 207L68 206ZM94 205V206H93ZM131 205V204H130ZM136 205H138V204H136ZM36 206V205H35ZM34 206V207H35ZM42 206V207H43ZM63 206V205H62ZM61 206V207H62ZM142 206V207H143ZM0 207H2V206H0ZM4 207H2V208H4ZM33 207V208H34ZM65 207V208H66ZM95 207V208H94ZM121 207H125V206H123L122 204H121ZM120 207V208H121ZM133 207H135V205L133 206ZM132 207V208H133ZM149 207V208H148ZM157 207V208H156ZM14 208V207H13ZM38 208V207H37ZM41 208V207H40ZM44 208V207H43ZM55 208V207H54ZM69 208V207H68ZM73 207H71V209H72ZM87 208L89 209V207L87 206ZM86 208V209H87ZM129 208V207H128ZM128 208H125V210H127ZM132 208H131V210H132ZM216 208L221 212V211H226L225 210V207H224V205H223V202L222 201H220L219 202V204H217V206H216ZM36 209V208H35ZM50 209H52L51 207H50ZM59 208H57V210H58ZM76 209V210H77ZM90 209H91V207H90ZM123 209V208H122ZM153 209V208H152ZM4 210H5V208H4ZM11 210H15V209H11ZM16 210H18L17 208H16ZM64 212L66 211L65 209H62ZM83 210V209H82ZM94 210H92V212L94 211ZM129 210V209H128ZM42 211V213L44 212V210L42 209L41 210ZM53 211H56V210H53ZM59 211H61V210H59ZM58 211V212H59ZM97 211V210H96ZM117 211V213H115ZM1 212H3V209H2V211ZM6 212V211H5ZM13 212V211H12ZM37 212V211H36ZM57 212V211H56ZM58 212H57V215H58ZM77 212V213H76ZM75 213H73V214H70V216H71V220H73V218H74V220H75V217L76 216H79V214H82V215H80V216H82V218L83 217H85L87 214H85V216L83 215V213H81V211H80V213H78V211H76ZM83 212V211H82ZM87 212V211H86ZM89 212V211H88ZM92 212H91V214H92ZM95 212V211H94ZM226 212H228V217H229V211L227 210ZM15 213H16V211H15ZM47 213V212H46ZM66 214H67V211L65 212ZM64 213V214H65ZM85 213V212H84ZM224 214H226L225 212H223ZM38 214H40L39 212H38ZM49 214V213H48ZM53 214V213H52ZM52 214H51V216H52ZM62 214V213H61ZM64 214H62V215H60V216H63L64 217ZM69 214H67V215H69ZM90 214V213H89ZM94 214V213H93ZM3 215V214H2ZM47 215V214H46ZM50 215V214H49ZM185 215H186V213H185ZM184 215V217H186ZM4 216H5V214H4ZM14 216V215H13ZM38 216H41V215H38ZM45 216V215H44ZM51 216H49V217H51ZM56 216V215H55ZM60 216H58V217H60ZM1 217V216H0ZM11 217H12V215H11ZM52 217H54V215L52 216ZM120 217V218H119ZM6 218V217H5ZM4 218V219H5ZM41 218V217H40ZM55 218V217H54ZM57 218V217H56ZM55 218V219H56ZM62 218V217H61ZM66 218L68 219L69 217L68 216H66ZM81 218V219H82ZM202 218H203V220H202ZM250 218V216H247L246 217V219H249ZM3 218H2V220L5 222L4 223V226H5V224L7 223L6 221H7V219H6V221L4 220ZM15 219V218H14ZM50 219V218H49ZM60 219V218H59ZM79 219V218H78ZM88 219V218H87ZM183 219V218H182ZM61 220H63V219H61ZM64 220H66V219H64ZM71 220L69 219L68 220V222H71ZM80 220V219H79ZM184 220V219H183ZM221 220V219H220ZM260 220L261 219H259V218H257V216H252V218L248 221V222H254V223H258L259 224V222H260ZM1 221V220H0ZM12 221H14L13 219H12ZM30 221V220H29ZM36 221V220H35ZM44 221H45V219H44ZM50 221V220H49ZM82 221V220H81ZM2 222V221H1ZM0 222V224H2ZM15 222V221H14ZM13 222V223H14ZM32 222H34V221H32ZM51 222V221H50ZM58 222H59V220H58ZM61 222V221H60ZM65 222V221H64ZM78 222V221H77ZM86 222V221H85ZM84 222V223H85ZM222 222V221H221ZM91 223H88V224H91ZM94 223V222H93ZM163 223H164V227L165 226H168L169 228H174V230L175 231H173V237H165V236H163V235H161V229H160V225H163ZM30 224V222H28V224H26L27 226ZM34 224V223H33ZM32 224V225H33ZM60 224V223H59ZM82 224V223H81ZM85 224H87V222L85 223ZM122 224V225H121ZM165 224H167V225H165ZM222 224V223H221ZM252 224V225H251ZM250 224V228H252L253 226H255V224H253V223H251ZM37 225V224H36ZM38 225H39V223H38ZM46 225V224H45ZM93 225V224H92ZM96 225V224H95ZM212 225V224H211ZM223 225L224 226H226V227H228L227 225H226V223L225 224H222L221 225V229L223 228ZM1 226V225H0ZM10 226V225H9ZM9 226H6V227H8L9 228ZM26 226V227H27ZM52 226H54L53 225V221H52ZM52 226L50 225L49 227H48V229H50V227H51V231L52 232H54L53 234H52V236L54 237L55 236V234H57V231L59 230V229H56L55 230V228H52ZM55 226H56V224H55ZM203 226V225H202ZM258 226V225H257ZM257 226L255 227V228H257ZM2 228H3V226H1ZM11 227V226H10ZM58 227V226H57ZM72 227H74V226H72ZM87 227V226H86ZM204 227V226H203ZM202 227V228H203ZM218 227H220L219 225H218ZM59 228V227H58ZM95 229H96V227H94ZM236 228V227H235ZM254 228V227H253ZM253 229V230H251L250 232L252 233V231H253V233L250 235H244V234H246V233H239L238 231H239V228L238 229H234L235 230V233H238V235H239V237H240V239L239 240H237V242H240L241 240L243 241V247H242V250H244V249H246V250H249L250 252L252 251V252H254V251H258L259 250V248L256 246V237L259 235H261V234H264V230H260L261 229V227L259 228V226H258V228L259 229ZM28 229H29V227H28ZM36 229V228H35ZM63 229H65V228H63ZM62 229V231H64ZM74 229V228H73ZM79 229H81V228H79ZM121 229V230H120ZM165 229V228H164ZM203 229H205V228H203ZM202 229V230H203ZM220 229V230H221ZM225 230L227 229V228H224ZM244 230H245V228H243ZM0 230H2V232H3V230H4V228L3 229H0ZM41 230V229H40ZM82 230H84V229H82ZM100 230H102V229H99V231ZM201 230V231H202ZM214 230V229H213ZM213 230H210V232L212 231V233H210L212 236L214 235V231ZM218 230V229H217ZM230 229H228V231H229ZM243 230V231H244ZM27 231V230H26ZM47 231V230H46ZM75 231V230H74ZM81 231V230H80ZM87 231V230H86ZM93 231H96V230H93ZM167 231V230H166ZM224 231V230H223ZM222 231V233H224ZM4 232H5V235L6 234H8V233H6L7 231H5L4 230ZM4 232H3V234H4ZM59 232H61V231H59ZM66 232V231H65ZM82 232V231H81ZM88 232V231H87ZM101 232V231H100ZM105 232V231H104ZM112 232V231H111ZM219 233H220V231H218ZM39 233V232H38ZM38 233L35 231V230H32V229H30V230H28L27 231V234H28V236H29V238H24V239H22L21 240V243H22V245H24L23 247L25 248L24 249V258H22L20 261H18V256L16 257V255H14V257H16V258H14L13 259V261L11 260V263L10 262H7V263H10V264H77V263H80V262H76L77 261V257L78 256H74L73 254H72V251L70 250V247L69 246H71V245H69V246H67V251H68V253L65 251V249H64V247H63V245L60 243V242H58L57 240H55L54 238H52V237H47V235L46 234H43V233H40L41 235H38ZM49 233V232H48ZM63 234H64V232H62ZM68 233H73V230H70V228L69 229H67V234ZM83 233H84V231H83ZM99 232H98V230H97V234H98ZM103 233V232H102ZM105 233H107V232H105ZM113 233V232H112ZM116 233V232H115ZM169 233H170V231H169ZM168 232H166V234L168 235L169 234ZM218 233V234H219ZM0 234H2L1 232H0ZM12 234V233H11ZM62 234V235H63ZM205 234H206V232H205ZM217 234V233H216ZM217 234V235H218ZM225 234V233H224ZM255 234L257 235V236H255ZM5 235H2L3 237L5 236ZM13 235V234H12ZM17 235V234H16ZM58 235V234H57ZM65 235V234H64ZM115 235V234H114ZM117 235V234H116ZM223 235V234H222ZM254 235V236H253ZM60 236V235H59ZM82 236V235H81ZM91 236V235H90ZM99 236V235H98ZM169 236V235H168ZM215 236V235H214ZM219 236H221V235H219ZM8 237V236H7ZM10 237H12L13 238V236H10ZM86 237V236H85ZM85 237H83V238H85ZM102 237V236H101ZM111 237H113V235L111 236ZM116 237V236H115ZM208 237V236H207ZM225 237V236H224ZM12 238H7V242H9V239L11 240ZM17 238H18V236H17ZM40 238H43V239H40ZM82 238V237H81ZM80 238V239H81ZM83 238H82V241H83ZM92 239H93V237H91ZM100 238V237H99ZM105 238H106V236H105ZM105 238H101L102 240H105ZM114 238V237H113ZM117 238V237H116ZM209 238V237H208ZM253 238V239H252ZM258 238V237H257ZM5 239V238H4ZM1 240V242H4L5 240ZM16 238L14 237L12 240H13V245H15L14 244V240H15ZM56 239H58V238H56ZM71 239V238H70ZM74 239V238H73ZM212 239H214L213 237H212ZM215 239H217L218 241H219V238H215ZM221 239V238H220ZM225 239V238H224ZM65 240V239H64ZM63 239H62V241H64ZM90 240V239H89ZM118 239H116V241H117ZM216 240V241H217ZM18 241V240H17ZM15 241L16 242V244L17 243H19L20 244V242L18 241ZM70 241V240H69ZM72 241V240H71ZM92 241V240H91ZM217 241V242H218ZM0 242V244H2ZM73 243H74V241H72ZM71 242V243H72ZM99 242V241H98ZM206 242H207V239H206ZM209 242H211V241H209ZM6 243V242H5ZM5 243H3V245H1V246H3L4 248H7L6 246H4V244ZM11 243V242H10ZM10 243H8V245L7 246H9V250H10ZM82 243V242H81ZM102 243V242H101ZM157 243V242H156ZM212 243V242H211ZM216 242H213L212 244H215ZM220 243V242H219ZM11 244V245H12ZM76 244V243H75ZM88 244V243H87ZM97 245L99 244V243H96ZM116 244H117V242H116ZM136 244V245H135ZM196 244V243H195ZM208 244V243H207ZM207 244H206V246H207ZM210 244V243H209ZM89 245V244H88ZM160 245V244H159ZM202 245V244H201ZM205 245V244H204ZM217 244H215V248L217 247L216 246ZM0 246V248H2ZM73 246V245H72ZM127 246V245H126ZM194 246H196V245H194ZM200 246V245H199ZM210 246H213L214 247V245H211L210 244ZM209 246V248H210V250L208 251V252H206L205 254H202L201 252H198V251H196V250H194V248H190V251H189V249L187 250L188 252H192V254H193V256H190V258H188L189 260L188 261H193V262H195L196 264H230V263H233V264H247L248 262H249V260H248V262L246 263V262H244V260H246L247 258V256L244 258V260L242 259V257H240V256H236L235 258H232V259H230L229 261L226 259V258H223V259H221L218 255H215L214 254V251H213V247H212V250H211V247ZM218 246H220V245H218ZM17 247H18V245H17ZM96 247H98V246H96ZM101 247V246H100ZM121 247V246H120ZM11 248H13L12 246H11ZM15 249H16V247H14ZM13 248V249H14ZM72 248V247H71ZM122 248V247H121ZM138 248V249H137ZM154 248V247H153ZM207 248V247H206ZM219 248V247H218ZM221 248H224L223 246L221 247ZM234 248V247H233ZM18 249H20L19 247H18ZM17 249V250H18ZM73 249V252H74V248H72ZM109 249V248H108ZM162 249V248H161ZM160 249V250H161ZM173 249V250H172ZM198 249V248H197ZM208 249V248H207ZM206 249V250H207ZM0 250H2V249H0ZM8 250V251H9ZM16 250V251H17ZM82 250V249H81ZM97 250V249H96ZM121 250V249H120ZM125 250V249H124ZM151 250H152V248H151ZM201 250H203V249H201ZM245 250V251H246ZM6 251H7V249H6ZM99 251V250H98ZM97 251V252H98ZM101 251V250H100ZM126 251V250H125ZM124 251V252H125ZM149 251V252H148ZM186 251V252H187ZM0 252H3V251H0ZM11 252V251H10ZM86 252V251H85ZM84 252V254L86 255L85 257H89L90 256V254H86ZM106 252V251H105ZM128 252V251H127ZM143 252V253H142ZM244 252V251H243ZM15 253V252H14ZM14 253H9L10 255L12 254H14ZM75 253H77V251L75 252ZM147 253H149L148 254V256H147ZM165 253H167L166 251H165ZM173 253V252H172ZM177 253V252H176ZM181 253V252H180ZM204 253V252H203ZM245 253V252H244ZM3 254V253H2ZM9 254H7L8 255V257H10V255ZM17 254V253H16ZM20 254V253H19ZM105 254V253H104ZM123 254H125V255H127L126 253H123ZM129 254V253H128ZM188 254H190L191 255V253H188ZM248 254H250L249 252H248ZM5 255V254H4ZM18 255V254H17ZM77 255V254H76ZM97 255V254H96ZM100 255V254H99ZM99 255H97V257L99 256ZM161 255V254H160ZM174 255H176V254H174ZM25 256H27V257H29L30 258V260H26L25 259ZM173 256V255H172ZM241 256H243V253L241 254ZM12 257V256H11ZM80 257V256H79ZM92 257L93 256H91V258L90 259H92ZM95 257V256H94ZM100 257V256H99ZM117 257V256H116ZM125 257H127V256H125ZM129 257V256H128ZM140 257H135V259L137 258H140ZM166 257V256H165ZM179 257V256H178ZM52 258V259H51ZM168 258H169V256H168ZM184 258V257H183ZM186 258V257H185ZM79 259V258H78ZM94 259V258H93ZM98 259V258H97ZM105 259V258H104ZM103 259V260H104ZM132 259H134V258H132ZM132 259H131V261H132ZM257 259V258H256ZM84 261H85V258L83 259ZM88 260V259H87ZM87 260L85 261V263H87ZM106 260V259H105ZM108 260V259H107ZM114 260V259H113ZM113 260L111 259V261L113 262ZM118 260V259H117ZM122 260V259H121ZM120 260V261H121ZM163 260V259H162ZM168 260V259H167ZM9 261V260H8ZM91 261V260H90ZM95 261H99V260H95L94 259V263H97V262H95ZM115 261V260H114ZM123 261H124V259H123ZM122 261V262H123ZM137 261H135V263H133V262H131V263H133V264H136L137 263ZM164 261V260H163ZM171 261V260H170ZM83 262V261H82ZM93 262H92V264H93ZM107 262V261H106ZM106 262H104V264H106ZM118 263H119V261H117ZM125 263H126V260L124 261ZM130 262V261H129ZM159 262V261H158ZM161 262V261H160ZM84 263V262H83ZM89 263V262H88ZM87 263V264H88ZM101 263H103V261L102 262H100V263H97V264H101ZM117 263V264H118ZM130 263V264H131ZM190 263V262H189ZM2 264V263H1ZM5 264V263H4ZM91 264V263H90ZM115 264V263H114ZM121 264V263H120ZM143 264V263H142ZM146 264H148V263H146ZM163 264H165V262L163 263ZM170 264H172V263H170ZM184 264V263H183ZM187 264V263H186ZM192 264V263H191ZM194 264V263H193Z\"/></svg>",
	"mask_w": 264,
	"mask_h": 264
},
{
	"label": "rangeland",
	"instance_id": "obj_2",
	"mask_svg": "<svg viewBox=\"0 0 264 264\" xmlns=\"http://www.w3.org/2000/svg\"><path fill=\"white\" fill-rule=\"evenodd\" d=\"M34 0H32V2H31V0H30V2H31V4L30 3H28L27 2V0H26V3L24 2L23 4L22 3H20L19 5H21L20 6V8L22 9V10H24V9H26L27 8V6H26V4L29 6L27 9L28 10H30V9H33V7L32 6H34L35 8L37 7V6H39V7H41V11L39 10V8H36L37 10L36 11H34V9L33 10H31V13H32V15L34 14L35 16H36V14H37V18H36V22H35V19H33L34 21H32L33 23H31L32 24V26H28V30L31 32V34H33V36H32V38L31 39H29V41H28V37L26 36V35H22V38H19L18 37V34L16 35L15 33H16V31H15V26H18V21H16V20H18L19 18H20V16H19V13L21 12V10L19 9V7L18 8H16L17 6H18V3L16 4L15 3V5L13 6V4H14V2L11 4V2L10 1H8L7 0V2L5 1H2L1 2V4H0V23H1V25H0V44H5V43H7V41L8 42H11L12 44H14L15 45V47L13 48H9L8 49V53L6 54L7 56V58L5 59L4 57V61L6 62L7 61V59H8V61L6 62V63H8V64H10V60H9V58L10 57H13V55L14 56H19L20 55V60H21V62H23V64H24V68L22 69L23 70V76H22V78H20V82H19V84H21L22 85V87H18L19 89H17L16 90V87L17 86H14V85H16V84H13V85H11L14 81V79L13 78H8V77H4L3 78V74H5L6 75V73H4V72H2L3 74L0 76V79H2L3 80V83H2V85H0V87H1V92L0 93H2V91L4 92V94H2V96L4 95V97H0V106L2 107V108H4V109H2V111H1V113H0V124H1V126H0V163L2 162V161H4V163L6 164L5 165V167L3 168L2 166L3 165H0V168L2 167V169H0V175L1 174H3L4 175V177H5V179L6 178H9V179H7L6 180V182L7 181H9L10 180V178H12L9 182H5V181H3V175L2 176H0V180H1V182L2 183H0V188H1V186L3 187V186H5V185H7L8 183H12V185L16 182L15 180H17V178H18V180H17V184L15 185V186H17L16 188H17V190L19 189V190H23V191H20V193H19V195L21 196L22 194H24V196L22 195L20 198H23L25 201H23V199H19V202H18V205H17V207L14 205H12V208L11 207H7V206H3L2 204L0 205V206H2V207H4L5 208V210H4V208H2V207H0V220L2 221H0L2 224H0L1 226H3V228H4V230L5 231H7L6 233H8V234H6L5 235V232H4V230H3V232H4V234H3V232H2V230H0V232L2 233V234H0V242H1V240H3L4 238V242H1L2 244H0V246L1 245H3V243H5L4 244V246H6L7 248H4L3 246H1L2 248H0V249H2V250H0V251H3V252H0V264L2 263V264H10L11 263V260L13 261V259L14 258H16L17 256H18V261H20L22 258H24V245H22V243H21V240L22 239H24L25 237L26 238H29V236H28V234H27V231L28 230H30V229H32V230H35L37 233H38V235H41L40 233H43V234H46L47 235V237H52V238H54L55 240H57L58 242H60L62 245H63V247H64V249H65V251L68 253V251H67V246H69V245H71V246H69L70 247V250L72 251V254L76 257V256H78L77 257V261L76 262H80V263H77V264H87L88 262V264H92V262L94 261V259L95 260H99V261H95V262H97V263H100V262H102L103 261V263H101V264H104V262H106V264H117L118 262L117 261H119V263L118 264H130L131 262H133V263H135V261H137V260H141V257L142 258H144L145 257V260L146 259H148V257L146 258V255H137V256H132V254H131V252L128 250V248L127 247H129V245H131V244H126L125 242H123V245L121 244V239H120V235L121 234H119L120 233V231H114V230H110L109 228L107 229H104V228H99V226H98V223L97 222H95L94 221V219L92 220V223H91V221H89L91 218H89V217H91L92 215H94V218L96 217V214H98V213H101V211L100 210H102L101 209V207H100V210L99 209H92L93 207L91 206V205H89V204H87V205H85L82 209H77V208H75L74 206H71V205H68L67 204V202H65V198H66V194L68 193V191H69V195L71 194H74V195H76L75 197L77 198V200H81V198H82V195L81 194H79V185H77L78 183H77V180H75V178H76V176L79 174V176L81 175H89V169H91V171H90V176H93V175H96L98 178H99V174H103V175H105V173L107 172L108 173V171L107 170H109V173H110V176H109V174H107V175H105V176H107V178L105 177V176H103L102 175V177L100 178L101 180H99L96 176H95V179L96 180H99L97 183L98 184H96V185H98V187H99V185H100V187H103V189L102 190H105V192H107L106 191V188H107V181L109 182V179H111V178H113V177H116V176H122L123 175V177H124V179L125 180H123L120 184H119V186L120 185H122V183L124 184V185H122V187L124 188V187H126L125 185H128L127 186V188L126 189H129V187L131 186L132 187V185H133V189L135 188V187H142V189L141 188H139L138 190H136L135 192L136 193H138L137 195H135V194H133L132 196H131V199H130V203L129 202H126V203H128L127 205H125V202L124 201H122V203H120V206H117L116 204H114L115 205V207H117L118 209H120V210H117L119 213H120V211L122 212L123 210V212H122V214L123 213H127L128 211V213H131V212H133V210L134 209H137V208H144V206H145V208H147V206H148V204L150 205L151 203H150V200H153V199H151V197L153 198V196H152V183L150 182V181H148L149 180V177L147 176V175H149L150 174V170H146V168H148V166L146 167V165H144V164H142V162H140V163H138L139 161H141L140 159H136V158H134V152H135V150L137 149V146L139 145H142L144 142H143V138H139V139H135L136 138V133H135V131H138V130H136L137 128H138V124H140L139 123V118L140 119H142V117H144V116H146V114H145V112L144 111H142L143 109L140 107V108H138V107H133V106H131L130 105V108H128V109H130V111L129 112H132V109H134V110H136V111H134L133 113H131V114H129V112L127 113V108L126 107H124V112L123 113H126L127 114V116L128 115H130L129 116V119H128V121H127V119L126 118H128L127 116H125V114H123V113H121L120 114V116L118 115V117H117V120L115 121V122H112V121H107V120H109L108 119V117L106 116L107 114L104 112V111H100V112H98V110H99V108L97 109V110H95L96 108H97V106H99V104H103V102L104 101H106V99H108V96H106V95H104L103 93H101L99 90H98V87H96L95 85H98V84H101V85H103L105 82V80H103V78H104V76H103V72L101 71V70H99L101 67H99V65H97V64H100V66L102 65H106V67H108L109 66V72L111 73V74H114L113 72H116L115 73V75H118L117 77L118 78H120L121 77V81H122V83L123 84H121V87H122V85H128V84H131L130 82H132V81H134L135 83H136V81H138V83L141 81V82H144V81H146V80H143L142 78L141 79H139L140 78V75L142 74L141 72H140V68L142 67V65L143 64H141V61H140V59H142V57L141 56H143V55H141V53L143 54V52H142V49H141V47H140V49L138 50L139 52H141V53H138V51H137V49L138 48H136V47H134L133 48V46L132 45H128V44H131L130 43V41L128 40V39H131V38H129L130 36L128 35L127 36V33H125V32H128V30H130V27H127L126 25H125V23L123 24L122 23V21L121 20H119L120 19V17H122L123 16V18L127 15L128 16V14L130 15V13H131V10H132V12H137V13H139V6H138V4H136V2L135 1H130V0H124L123 2H120V3H117V4H111L112 6H114V11H112L111 13H112V15L111 16H115V17H113V21L112 22H108V21H106L107 19H105V20H103L104 19V17L103 18H101V15H100V10H102V8L105 6V7H107L106 5H110L109 3H111L112 1L111 0H103V2H102V0H96L97 2L95 3V2H92V1H94V0H91V1H88V0H84V2H83V0H82V2H83V5L81 4V0H35L34 2H33ZM78 1V2H77ZM79 1H80V4H79ZM86 1H87V4H88V6L89 5H95V7L97 8L96 10L94 9V7L92 8V6L90 7L89 6V9L88 10H91V9H94L92 12L90 11V12H88V10L87 9H85L84 10V8H86L85 6L87 5L86 4ZM101 1V2H100ZM117 1V0H116ZM159 1V0H158ZM199 1H202L201 3L199 2ZM198 2H199V4H204V5H206V4H208V3H206L205 4V2L203 3V1L204 0H199ZM251 1L252 0H250V3H251ZM10 2V5L11 6H6L8 3ZM52 2V3H51ZM54 2V3H53ZM76 2V3H75ZM91 2V3H90ZM99 2V3H98ZM107 2V3H106ZM109 2V3H108ZM253 2V1H252ZM33 3H35V4H33ZM66 5H65V4ZM74 3V4H73ZM78 3V4H77ZM92 3H94V4H92ZM102 3V4H101ZM158 3V4H157ZM249 3V4H250ZM45 4V5H44ZM86 4V5H85ZM98 4V5H97ZM122 4V5H121ZM132 4H134V5H132ZM9 5V4H8ZM17 5V6H16ZM37 5V6H36ZM82 7H81V6ZM111 5H110V7H111ZM160 3L159 2H156V6H155V2L151 5V6H149L148 7V9H149V12L152 14V12H153V14L155 15H158L159 13H157V12H159V11H161V8H162V6L163 5H160ZM7 8H6V7ZM53 6V7H52ZM62 6V7H61ZM76 6H78V7H80V8H76ZM84 6V7H83ZM98 6H100V7H98ZM157 6L159 7L158 9H157ZM253 6L254 7H251V10L248 12V11H244L243 13H241L240 15L241 16H247V14H251V16L253 15V14H255L256 13V10L257 11H260L261 12V7H263L264 6V0H259V2H258V0H256L255 1V4L253 3ZM14 9H13V8ZM26 7V8H25ZM75 7V8H74ZM120 7V8H119ZM129 7V8H128ZM133 7V8H132ZM156 7V8H155ZM61 8V9H60ZM83 8V9H82ZM88 8V7H87ZM113 8V7H112ZM7 9H9V13L7 12ZM11 9V10H10ZM18 9V11H20V12H18V11H16ZM70 9V10H69ZM124 9V10H123ZM5 10H6V15L8 16V17H5V13H3V12H5ZM39 10V11H38ZM80 10H82V11H80ZM112 10V9H111ZM110 10V11H111ZM127 10V11H126ZM134 10V11H133ZM159 10V11H158ZM11 11H13V12H11ZM34 11V12H33ZM54 11V12H53ZM96 11H98V12H96ZM2 12V13H1ZM10 12H11V14H10ZM15 12H17V14H15ZM37 12V13H36ZM42 12V13H41ZM86 12V13H85ZM87 12H88V14H87ZM113 12H114V14H113ZM125 12H130V13H128V14H126ZM263 12V20H264V11H262ZM39 13V14H38ZM55 14V16H52L51 14ZM91 13V14H90ZM99 13V14H98ZM44 14H47V15H44ZM89 15L88 16V18H87V15ZM86 15V16H85ZM93 15V16H92ZM118 17H117V16ZM138 15H141V14H138ZM19 16V17H18ZM35 16H34V18H35ZM5 17V18H4ZM16 17H17V19H16ZM52 17V20L50 19L49 20V18H51ZM71 19V20H70ZM117 19V20H116ZM166 20L168 19V18H165ZM48 20V21H47ZM90 20L92 21V23H96V22H98V23H96L95 25H97L98 26V29H101V26H102V24H104V22L106 21L107 23H109L108 25L107 24H105L104 26H102V29H104L105 31H110L109 33H117L118 35L119 34H122L121 36L122 37H127L125 40L126 41H122L121 43L122 44H124L123 46H120V49L122 50L121 52L122 53H120V52H112V53H109V52H107V51H105L106 50V46H104L105 45V43H103L104 41L103 40H101V39H97L98 41L97 42H94V43H92V44H87V45H85V46H81V42H79V43H77V45H73V46H75V47H80L79 48V51L78 50H75V48H74V51L77 53V51L80 53V50H81V47H82V50H84V48H85V50L87 51V46L88 45H91V46H93L92 48L95 50V55H94V57H93V59H92V61H90V64L88 65V64H86V62L85 61H83L82 59H83V57H84V55L86 54V53H84V55H79L80 56V58H79V56H78V60H80V61H78L77 60V58H76V60L74 61V63H73V65L71 66V67H67L68 66V64H67V62H65L64 60H61V56L57 53V51L59 52V50H57V49H61V47L62 46H60V45H65L66 43H68V44H70V42H69V38L73 41V42H77L81 37H79V35L77 34V33H79L78 31H79V29H86V27L87 26H89L88 25V23L90 22ZM114 20H116L115 22L116 23H114ZM102 21H104V22H102ZM134 21H136V20H134ZM141 21V22H140ZM17 22V23H16ZM105 22V23H106ZM119 22V23H118ZM146 22V23H145ZM148 22H150L149 24H148ZM148 22L146 21V20H139V22H137V23H133V24H136V25H133L131 28H132V30H135V29H139V30H145L146 28L148 29H146L145 31L146 32H148L147 34L149 35L150 34V36H152V37H163V34H164V30H165V28H164V25H165V23L164 22H161V23H156L155 21H149V19H148ZM152 22V23H151ZM154 22V23H153ZM3 23H4V25H3ZM12 23V24H11ZM15 24V26H13L14 24ZM101 24V25H100ZM154 24V25H153ZM55 25V26H54ZM93 25V24H92ZM26 26V27H27ZM35 26V27H34ZM69 26V27H68ZM108 26H110V27H108ZM114 26H115V28H114ZM121 26H122V28H121ZM145 26V27H144ZM166 26V25H165ZM2 27V28H1ZM32 27V28H31ZM108 27V28H107ZM125 27H127V28H125ZM142 27V28H141ZM154 27V28H153ZM179 27H180V25H179ZM179 27L177 26L176 28H174L172 31H174L175 30V32L176 33H178V31H180L182 28H180L179 29ZM60 28V29H59ZM143 28H145V29H143ZM2 29V30H1ZM5 29V30H4ZM78 29V30H77ZM163 29V30H162ZM176 29H177V31H176ZM77 30V31H76ZM97 30V29H96ZM119 30V31H118ZM124 30V31H123ZM139 30H137V31H139ZM37 31V32H36ZM75 31V32H74ZM136 31V30H135ZM183 31V30H182ZM182 31H180L179 32V34H176V37H175V39L174 40H171V41H175V42H177V40H178V37L180 38L178 41H180V40H182V38H183V36H181L180 35V33L182 32ZM6 32V33H5ZM120 32V33H119ZM122 32V33H121ZM155 32V33H154ZM57 33V34H56ZM60 33V34H59ZM74 33H76V35H78L77 36V39H75L76 38V35L74 36L73 34ZM154 33V34H153ZM15 34V35H14ZM37 34V35H36ZM39 34V35H38ZM126 34V35H125ZM181 34H183V33H181ZM36 35V36H35ZM46 35V36H45ZM61 36V37H60ZM68 36H69V38H68ZM181 36V37H180ZM25 37H26V39H25ZM39 38V39H37V38ZM185 37V36H184ZM9 38H11V39H9ZM17 39V41H15L16 39ZM4 39H5V41H4ZM9 39V40H8ZM82 39L83 40H85L86 41V39H84L83 37H82ZM11 40V41H10ZM42 42V44H44V46L42 45V44H40V41ZM47 40V41H46ZM74 40H76V41H74ZM127 40L129 41V42H127ZM226 40H228V39H226ZM37 41V42H36ZM39 41V42H38ZM153 41H154V43H153ZM153 41H151L150 42V44H148V45H151V46H153V44H155V40H153ZM158 41V43L160 44L161 42H159L160 40H156V42ZM4 42V43H3ZM16 42V43H15ZM65 42V43H64ZM73 42H71V45L73 44ZM99 42V43H98ZM100 42H101V44H100ZM126 42H127V44H126ZM230 42H232L231 44L233 45V44H237V42H236V39H234V40H231ZM62 43H64V44H62ZM147 43H149V42H147ZM157 43V44H158ZM172 43H174V42H172ZM18 44H21V46L23 45V46H27V44H29V45H31L30 47H32V48H35L36 46L37 47H40V46H43V47H45V48H47L46 49V51L48 50L49 51V53L51 52L52 54H50L49 56H48V60H50V61H47V67L48 68H50V70L52 71H50L52 74H50V73H45L44 74V76H40V75H36V74H30L29 76H31L30 78H28L27 79V77H29L28 76V73H27V68H28V65H30L31 64V62H33V58H32V56H34V57H36L37 58V56L40 54V52H43V51H38L39 53H37L36 51L34 52H32V55H30L29 57V59L27 58V57H25V54L23 53L22 54V51H20V49L18 48L20 45H18ZM40 44V45H39ZM158 44V46H160ZM231 44H228V45H231ZM13 45V46H14ZM59 45V46H58ZM96 45H97V47H96ZM103 45V46H102ZM187 45H190V44H187ZM192 45L194 46V44H193V42H192ZM1 46V45H0ZM22 46V47H23ZM57 46L58 47H60V48H57ZM132 46V47H131ZM155 47H156V49H158L159 47L155 44L154 45ZM251 46V45H250ZM104 47V48H103ZM119 47V46H118ZM122 47V48H121ZM161 47V46H160ZM57 48V49H56ZM91 48V49H92ZM136 48V49H135ZM253 48V47H252ZM251 48V51H250V56H251V58H254V57H256V56H261L263 59H264V50L263 49H261L260 48V46L258 47V48H256L255 49V47L252 49ZM261 49V50H260ZM18 50V51H17ZM81 51V53L80 54H83V52H86V51ZM104 50V51H103ZM137 52H136V51ZM13 51H14V54H13ZM127 51H129V53L127 52ZM16 52V53H15ZM18 52H19V54H18ZM134 52L136 53L135 55H134ZM239 52H241V51H239ZM33 53H35V54H33ZM37 53V54H36ZM122 55V56H121ZM137 55H141V56H137ZM53 56H56V57H53ZM60 56V57H59ZM83 56V57H82ZM86 56V55H85ZM135 56H137V58L135 57ZM59 57V58H58ZM131 57H133L134 58V60H133V58H131ZM3 58H0V61L3 59ZM32 58V59H31ZM54 58V59H53ZM82 58V59H81ZM139 58V59H138ZM235 58L236 59H238L237 58V56H235ZM19 60V61H20ZM64 61V62H63ZM236 61H239V59L238 60H236ZM2 62V61H1ZM78 62H82V66H81V64L80 63H78ZM92 62V63H91ZM136 62V63H135ZM19 63V62H18ZM51 63H53V64H51ZM83 63H85L84 65H83ZM89 63V62H88ZM107 63H109V64H107ZM137 64V65H135V64ZM92 64V65H91ZM108 65V66H107ZM129 65H133V67L132 68H129V67H127V68H129V70L127 69V71L124 73L123 71H121L122 70V68L123 67H125V66H129ZM238 65V64H237ZM86 66V68L88 67V68H90V69H92L93 67V69L92 70H98V71H96L97 73H96V76H97V79H99V81L100 80H102L103 82H96V83H94L93 82V80H84V79H81V81L78 79V81H80V82H78L77 81V75L79 76L80 74H77V73H79V71L82 73L83 72V68ZM89 66H92V67H89ZM96 66V67H95ZM98 66V67H97ZM140 66V67H139ZM55 67V68H54ZM65 67V68H64ZM66 67H67V69H66ZM113 67H115L116 69H117V71H114V70H110V69H112ZM236 67H241L240 65H238V66H236ZM63 68H64V70H63ZM69 68V69H68ZM70 68H72V70H70ZM75 68V69H74ZM82 68V69H81ZM97 68H99V69H97ZM239 68H237V69H239ZM25 69V70H24ZM57 69V70H56ZM59 69V70H58ZM66 69V70H65ZM121 69V70H120ZM153 69V68H152ZM156 68H154V70H155ZM227 69H230V68H226V70ZM56 70V71H55ZM70 70V71H69ZM78 70V71H77ZM139 70V71H138ZM232 70V69H231ZM230 70V71H231ZM233 70H236V69H233ZM233 70L229 73L231 76V78H232V76H237L238 74H239V72L236 70V72L235 73H233ZM53 71H55V72H53ZM64 71V72H63ZM69 71V72H68ZM26 72V73H25ZM44 72H48V71H44ZM56 72H58V75H60V76H58V75H56L57 73ZM67 72H68V75H70V76H68L67 75ZM76 74H75V73ZM101 72L103 73L102 74V78L100 77L101 75ZM121 72H123V73H121ZM140 73V75H138L139 73ZM157 72V71H156ZM155 71H154V73H156ZM55 73V74H54ZM66 73V74H65ZM70 73V74H69ZM72 73V74H71ZM109 73V74H110ZM118 73V74H117ZM166 74L167 72L165 71V70H160V74ZM237 73V74H236ZM24 74H25V76H24ZM107 74V73H106ZM157 74V73H156ZM234 74V75H233ZM27 75V76H26ZM51 75H53L54 77H55V79H54V77L52 78V77H50ZM71 75H73L74 77H71ZM105 75V74H104ZM120 75H123V76H120ZM126 75V76H125ZM143 75V74H142ZM168 75V74H167ZM58 76V77H57ZM95 76V77H96ZM107 76V75H106ZM164 76V75H163ZM168 76H170V75H168ZM253 76V80H257V76H256V74L255 75H252ZM2 77V78H1ZM24 77V78H23ZM26 77V78H25ZM39 77V78H38ZM64 77V78H63ZM70 77H71V80H70ZM75 77H76V79H75ZM144 77V76H143ZM229 77V78H230ZM101 78V79H100ZM123 78V79H122ZM170 78V77H169ZM168 78V79H169ZM230 78V79H231ZM6 81H5V80ZM53 79V80H52ZM68 79V80H67ZM75 80V82H74V80ZM139 79V80H138ZM186 79H188V78H186ZM192 78H190V80H191ZM246 79V81H245V84H246V82L248 81L247 80V77L245 78ZM25 80H26V82H25ZM65 80V81H64ZM82 80H84V81H82ZM189 80V79H188ZM252 80V81H253ZM23 81V82H22ZM31 81V82H30ZM36 81V82H35ZM70 81V82H69ZM68 82V83H67ZM77 82V83H76ZM81 82L84 84H82V85H80L81 84ZM6 83V84H5ZM34 83V84H33ZM78 83H79V86H78ZM85 83H86V85L88 84V86H85ZM95 85H94V84ZM125 83V84H124ZM24 84V85H23ZM66 84V85H65ZM69 84V85H68ZM196 84V83H195ZM193 85V86H195L196 87V85ZM243 85L244 87H241L240 88V90H238V92H239V94L238 95H240V93H241V96L242 95H244V96H242V98L244 97V100H243V103L242 104H236V106L232 109V103H233V100H230L232 103H229V105H230V107H228L230 110H228L229 112L227 113V115L228 116H230V122H228V124L226 123L225 125H224V127L223 128H220V126H218L217 124H214V120H213V124L214 125H212L211 126V128H209L205 133L204 132H200L199 133V131L201 130H198V133H197V136H200V135H202L201 137L203 138V136H206V138L208 139L207 141H209V142H211L210 144H212V143H214V144H212V147H214L216 150H219L220 151V153L222 154V157H221V159H220V162L219 163H217V172L218 173H220V175L221 176H219L218 178H215L213 181H214V183L216 184V182L217 183H220L221 182V180H222V178L223 177H235L236 178V176L238 175V172H239V169L240 168H244L245 166L247 167V161H246V158L245 157H243V156H241V154H237V153H233L235 150L236 151H238L237 149H238V145H240L239 147H241L242 146V144L244 145V148L242 149V148H239V150H243L244 151V149L245 150H247V151H256V150H258V147L261 149L260 150V154H261V156H262V158H263V160H262V162H260L262 165H263V167H264V143H261V142H259L260 143V146H259V144H258V140H256L257 138H258V136H259V132H256V131H254V132H252L250 135H249V137H248V139L246 140V142L245 143H242L241 141L242 140H240V138L238 137V135L236 134V135H234V136H232V140H234L233 141V144H230L229 142H228V139H229V133H230V129L228 128L229 126H231V125H233L232 123H237V122H240V121H238V120H241L240 119V117H239V115L240 114H246V117H247V113H248V116L249 115H255V114H257V122L259 123L260 122V125L264 122V118L262 117V118H260V119H262V120H260V119H258V117H259V114H260V112L259 111H262V110H264V108H262V107H260V106H264L263 105V103H262V105H260L259 106V111L256 109L257 107L256 106H252V105H254V102H255V100H257V97H259L260 96V94L262 93V92H260V90H259V87L260 86H263L264 87V85H260V84H257V82H254V83H252V82H249L248 84H246V85ZM6 85V86H5ZM10 85V87H8V88H6L7 86H9ZM20 85V86H21ZM68 85V86H67ZM92 85H94V87H92ZM197 85H199V84H197ZM27 86V87H26ZM71 86V87H70ZM91 86V87H90ZM147 86V85H146ZM24 87H26V88H24ZM88 87V88H87ZM97 89H96V88ZM120 87V86H119ZM124 87V86H123ZM95 88V89H94ZM166 88V87H165ZM29 89L30 90H33V92L34 93H37V100H40V98H38L39 96V94L40 95H46V96H62V94H63V92H68V94L69 95H73V97H75V98H73V99H76V100H79V101H82L83 100V98H84V100L83 101H85V99H87V100H89V102L90 101H92V102H90V104L87 106L86 105V108H87V110H90V108L92 109V110H90L91 112H95L96 113V111H97V113H96V115H94V113L93 114H91V116H90V118H88V120H85V122L84 123H82V125L80 126V129L78 130H76V128H71L69 131L66 129V126L69 124V123H71V122H69L68 124L65 122L66 120H64V124L62 123L63 121L61 120L60 121V119H58L57 120V124L55 123L54 124V121L53 120H51L52 119V117H51V115H49L48 113H46L47 115L45 116H42L37 122H34L35 120H33V121H31V123L30 124H32V126H30L31 128L29 129V133H26V132H24L25 130H26V128H27V126L26 125H23L24 124V119H26L25 118V116H28V115H26L27 113H21L20 112V110L18 111L16 108L17 107H19L20 105H23L24 103H25V101H27L29 98H30V96H28L29 95V93H33V92H31V91H29ZM121 90H123L124 88H120ZM167 89V88H166ZM170 89V88H169ZM169 89H167V91H169ZM176 89V91H174ZM173 88V89H170V92H169V94H170V96L172 95V97H174V96H176L177 94H178V92H180V90L178 89V87H176V88ZM160 90H162V89H160ZM160 90H158V91H160ZM56 93H55V92ZM9 92V93H8ZM54 94H52V93ZM59 92H60V94H59ZM154 92H156V93H158L157 91H156V89L154 90ZM47 93H48V95H47ZM176 94V95H174L173 96V94ZM159 94H160V92H159ZM168 94V93H167ZM255 94V95H254ZM7 95V96H6ZM17 95V96H16ZM120 95V94H119ZM15 96H16V98H15ZM54 96V97H55ZM105 96V97H104ZM256 96V97H255ZM115 98H118V94H116V96H114ZM120 97V96H119ZM147 97L149 98V100L147 101ZM101 98V99H100ZM114 98V99H115ZM137 98H138V96H137ZM145 104L147 103V102H150V104H153V102H155L157 105H158V107L156 106V104H154V107L155 108H153V111H154V113L156 114V115H159L160 116V113H161V111H162V107H161V109H160V107H159V104L156 102V101H154V100H151V99H153L152 97H150V96H146L145 95ZM151 98V99H150ZM240 98V97H239ZM5 99V100H4ZM9 99H10V101H9ZM27 99V100H26ZM110 99V98H109ZM108 99V100H109ZM141 99H143V98H141ZM173 99V98H172ZM14 102H13V101ZM22 100V101H21ZM110 101V100H109ZM203 102H202V104L201 105H205L204 103H205V101L206 100H202ZM254 101V102H253ZM18 102V103H17ZM96 104H95V103ZM245 102H247V103H245ZM7 103H9V106H8V104ZM14 104V106H12L13 104ZM72 103H73V101H72ZM93 105H92V104ZM26 104V103H25ZM149 104V105H150ZM162 104V103H161ZM248 104V105H247ZM228 105V106H229ZM237 105L239 106L238 107V109L240 108V110L239 111H237L238 109L236 108L237 107ZM246 105V106H245ZM6 106H8V108L6 107ZM251 107L250 109H249V107ZM12 108V109H10V108ZM13 107H15L14 109H13ZM76 107V106H75ZM96 107V108H95ZM101 107V106H100ZM122 106H120V107H118V108H121ZM133 107V108H132ZM241 107H242V109H241ZM248 107V108H247ZM157 108H159L158 110H157ZM252 108H254V109H256L257 111L255 112L254 111V109H253V111H251V109ZM101 109V108H100ZM122 109H123V107H122ZM122 109H120L121 111H122ZM141 109V110H140ZM250 110V112H249V110ZM102 110V109H101ZM126 110V111H125ZM156 110H157V112H156ZM241 110H243L244 112L242 113V111ZM245 110H246V112H245ZM248 110V111H247ZM10 111V112H9ZM23 111V110H22ZM28 111V110H27ZM26 111V112H27ZM159 111V112H158ZM237 111V112H236ZM4 112V113H3ZM10 114H9V113ZM20 112V113H19ZM241 112V113H240ZM100 113V114H99ZM103 113H105L104 115H103ZM134 113H136V114H134ZM139 113V114H138ZM141 113H142V117H141ZM143 113H144V115H143ZM262 113H264V111H262ZM3 114V115H2ZM122 114H123V117H122ZM139 115V117H138V115ZM230 114V115H229ZM9 115V116H8ZM15 115V116H14ZM49 115V116H48ZM264 115V114H263ZM249 116V118H251V119H255V117L254 116ZM23 117V118H22ZM48 117V118H47ZM72 117V116H71ZM131 117V118H130ZM137 117V119H136V121L138 120V124L136 123V122H134L135 120H134V118H136ZM19 118V120H17V119ZM45 118V119H44ZM103 118H104V120H103ZM125 119V120H122V119ZM133 118V119H132ZM11 119V120H10ZM130 119H132L133 120V122H131V120ZM7 120V121H6ZM41 120V121H40ZM44 120V121H43ZM75 120V117H73L72 119H71V121L73 122ZM92 120V121H91ZM118 120H119V122H118ZM260 120V121H259ZM5 121V122H4ZM12 121V122H11ZM15 121V122H14ZM18 121V122H17ZM46 121L48 122H50L51 123V125H52V123H53V126L50 128V129H46L45 127H44V124L46 123ZM106 121H107V123H106ZM121 121L124 123V124H122L121 123ZM157 121V122H156ZM158 121H159V123L161 124V122H160V120L158 119V118H156V120L154 121V119L152 120V121H150V122H143V125L144 126H146V127H148V128H150L151 129V131H153V129L155 130V128H156V125L157 124H159L158 123ZM234 121H236V122H234ZM242 122V124H243V120H241ZM4 122V123H3ZM11 122V123H10ZM16 122L17 123H19V124H16ZM39 122V123H38ZM40 122H42V124H40ZM131 123V124H134V127H132L131 125H128L129 123ZM141 122H142V120H141ZM23 123V124H22ZM38 123V124H37ZM63 125H62V124ZM91 123V124H90ZM96 123H98V124H96ZM112 123L114 126H115V128H114V126L113 125H110V124ZM117 123H120V124H117ZM127 123V124H126ZM13 126V128L11 127V125ZM29 124V125H30ZM72 124V123H71ZM96 124V125H95ZM106 124H109L111 127H113V129L109 126V125H106ZM137 124V125H136ZM147 124V125H146ZM159 124V126L157 125V127H158V129L159 128H161L160 125ZM237 124H239V123H237ZM8 125V126H7ZM101 125V126H100ZM104 125V130H103V128H102V126ZM120 125V126H119ZM122 125H124V127L122 126ZM135 125H136V128H135ZM240 125V124H239ZM239 125H237L236 127L235 126H233V127H235L236 128V130L238 129V128H240L239 127ZM22 126V127H21ZM24 126V127H23ZM95 126H96V129L97 130H94L95 129ZM98 126H99V129H98ZM105 126H108V127H106L107 129H111V130H113V131H115V133L117 132V134H118V136H120L119 138L117 137V134H115L113 131H111L110 129L108 130V131H111V133L113 134L114 133V135H111V133L109 132H107V129L105 128ZM122 126V127H121ZM131 126V127H130ZM180 126V124H177V125H174V131H176V132H173L172 131V127L170 128V135H171V137L172 138H175L174 136H176V135H174L175 133L177 134V137L173 140L172 138H170V140L168 141V143L165 145V147L163 146V148L158 152V154H157V162L158 163H161V164H164V163H170V165L171 166H167L166 168L168 169H166V172H168V175H167V173L166 172H162V170L163 169H157V170H154V171H152V172H155L154 173V175L153 176H155L156 174H157V172H159V174H161L160 176L159 175H157V176H155L156 177V179L157 178H161L162 179V176H163V181H164V175L166 176V181H164V182H162V180H160L159 181V179H158V181L160 182V183H162L161 185L159 184V182L158 183H155V184H158L159 186H157V188H159V190H162V189H164L165 190V188H164V186L166 185H168L169 186V178H171L170 176H172V175H174L173 174V172L175 171L176 172V169H174L173 170V168H178L177 166H178V160L177 159H179V153H178V151L183 147V145H184V138H183V135H182V126H181V128L179 127ZM3 127H5V129L3 128ZM8 127V128H7ZM16 127V128H15ZM117 127H118V129L120 130L121 128V130H123V128H124V130L123 131H121L120 130V132H119V130L117 129ZM120 127V128H119ZM125 127H126V129H125ZM130 127V128H129ZM177 128V130H176V128ZM257 127V126H256ZM18 128V129H17ZM25 130H24V129ZM94 128V129H93ZM101 128V129H100ZM178 128H179V130H178ZM234 128V129H235ZM9 131H8V130ZM43 129L44 130H46L47 131V133L46 132H44L43 131ZM116 129V130H115ZM132 129L134 130V131H132ZM150 129H148V130H150ZM165 129V128H164ZM6 130V131H5ZM14 130V131H13ZM18 130V131H17ZM53 130V132H51V131ZM54 130H55V132H54ZM64 130H66V132L68 133H65V131ZM94 130V131H93ZM100 130H103V131H100ZM118 130V131H117ZM131 130V131H130ZM41 131V132H40ZM71 131H72V134H70L71 133ZM75 131H77V132H79V136L80 137H78V135H77V132H75ZM97 131V133H93V132H96ZM98 131H100V133H98ZM178 131H180V133L178 132ZM257 131H258V129H257ZM263 132H264V129L262 130ZM261 131V132H262ZM12 132V133H11ZM39 132H40V135H39ZM70 132V133H69ZM81 132V133H80ZM103 132H105V133H103ZM123 132L125 133V139H123L124 138V135H123ZM131 132L133 133L132 134V136L134 137H130V134H131ZM178 132V133H177ZM22 133V134H21ZM44 134V137L42 136L43 134ZM53 133V135H55V137L52 139H49L48 140V135L49 134H52ZM76 133V134H75ZM93 133V134H92ZM106 133H107V135H106ZM127 133V134H126ZM172 133V134H171ZM203 133V134H202ZM12 134V135H11ZM28 134V135H27ZM31 134V135H30ZM82 134V135H81ZM95 134H97V135H95ZM101 134H102V136H104V134H105V136H106V140H105V137L104 138H102V136H101ZM120 134V135H119ZM180 134V136H178ZM206 134V135H205ZM8 135H9V138H7L8 137ZM17 135V136H16ZM30 135V136H29ZM34 135L36 136V137H34ZM58 135V136H57ZM63 135H64V137L66 138L67 137V142H64L65 141V138H64V141L62 140L63 139ZM77 135V136H76ZM85 135V136H84ZM87 135L89 136V137H87ZM94 137H98L99 135V143L97 142V139L98 138H95L94 140L95 141H93V136ZM173 135V136H172ZM13 138H12V137ZM16 136V137H15ZM21 136H23V137H21ZM30 138H29V137ZM39 136V137H38ZM45 136H47V141H46V137ZM91 136L93 137L92 139H91V141L89 142V140L87 141L88 143H91V144H88L87 142L86 143H84L83 141V139H85V138H91ZM110 137V138H108V137ZM3 137V138H2ZM13 139H11V138ZM15 137V138H14ZM26 137V138H25ZM43 139H42V138ZM69 137V138H68ZM73 137H74V139H73ZM103 139H101V138ZM113 137V138H112ZM116 137H117V139H116ZM178 137H180V140H181V142L179 141V138ZM181 137L183 138V139H181ZM4 138L5 139H7V142H6V140L4 141ZM70 138H72L71 140H70ZM77 138V140L78 141H80L81 139L83 140V141H81V142H83L84 144H86L87 146H88V148H87V146H85V145H81L82 147H83V149L82 148H80L81 146H80V144H81V142H80V144H78L79 146H77V140L75 141V139ZM129 138H132L133 140H134V142H133V140L131 139H129ZM236 138V139H235ZM25 139V140H24ZM34 139V140H33ZM40 139H42L43 140V142H42V144L41 143H39V142H41L42 140H40ZM86 139V140H87ZM108 139H110V140H112V142L114 141V139L116 140L115 142H113V146H112V144L111 145H109L110 143H111V141L110 140H108ZM122 140L121 141V143L120 144H118V142H117V140ZM3 142H2V141ZM35 141V142H33V141ZM74 140V141H73ZM105 140V141H104ZM107 140H108V142H107ZM125 140V141H124ZM137 140H139V144H138V141ZM142 140V141H141ZM173 140V141H172ZM212 140V141H211ZM226 140H227V142H226ZM240 140V141H239ZM14 141V142H13ZM37 141V142H36ZM72 141V142H71ZM92 141L93 142H95L94 144L92 143ZM102 141V142H101ZM104 141V142H103ZM110 141V142H109ZM124 141V142H123ZM142 143H141V142ZM177 141V142H176ZM184 141V142H183ZM237 141V142H236ZM2 142V143H1ZM8 142H11L12 144H10V143H8ZM24 142V143H23ZM48 142V143H47ZM58 142V143H57ZM170 142H172L173 144H174V146L172 145V143H171V145H170ZM6 143H8V144H6ZM17 143V144H16ZM35 143H36V145H35ZM52 143H54V144H52ZM65 143V144H64ZM71 143L73 144L72 146V149H74V150H72L71 149ZM104 143H106L105 145H104ZM115 143L117 144V146L118 147H116V145H115ZM123 143V144H122ZM135 143V144H134ZM141 143V144H140ZM180 143V144H179ZM225 143L226 144H230L229 145V147H228V145H225ZM249 143H251V144H249ZM3 144V145H2ZM41 144V145H40ZM49 144V145H48ZM63 144L65 145V147H62L63 146ZM137 144V145H136ZM165 144V143H164ZM183 144V145H182ZM234 144H237V146H235ZM253 144V145H252ZM9 145H10V148H9ZM15 145V146H14ZM47 145V146H46ZM89 145L91 146V147H89ZM93 145L94 146H96L97 147V149H98V151L96 150V149H93ZM100 147H99V146ZM101 145H102V147H101ZM107 145H109V146H107ZM123 145H126L125 146V148L123 147ZM175 145H176V147H175ZM180 145H182L181 146V148H179L180 147ZM214 145V146H213ZM232 145H234L233 147H230V146H232ZM249 145H250V147H249ZM27 146V147H26ZM33 146H35V148L33 147ZM38 146H40L41 147V154L39 155V159H38V156H36L35 155V159H34V154H35V150L37 149V147ZM43 146H45V147H43ZM67 146V147H66ZM84 146H85V148H84ZM111 146H112V148H114V152H113V149L111 148ZM168 146V148H169V146H171L169 149L168 148H166ZM178 146V147H177ZM225 146H226V149H225ZM1 147H3V149L1 148ZM29 147H31V148H29ZM62 147V148H61ZM77 147V148H76ZM95 147V148H96ZM120 147V148H119ZM174 147L176 148V149H174ZM228 147V148H227ZM235 147V148H234ZM243 147V146H242ZM23 148V149H22ZM25 148V149H24ZM32 148L34 149L33 151H32ZM44 148V149H43ZM59 148V149H58ZM69 148V149H68ZM91 149L92 150V155H93V157L95 158H93L92 157V155H91V153H90V151L88 150V149ZM103 149V151H101L102 149ZM105 148V149H104ZM231 149V151H233L232 149L234 148V151L233 152H231L230 153V149ZM251 148V149H250ZM20 149V150H19ZM22 149V150H21ZM43 149V150H42ZM67 150V151H63V150ZM76 149H79L80 150V152H79V150H76ZM87 149V151H85L86 153H87V155H85L86 153L85 152H82L83 150H86ZM109 149H110V151H109ZM122 149V150H121ZM128 149V150H127ZM130 149V150H129ZM133 149H134V151H133ZM163 149H168V150H170L171 149V151H168V150H165L166 151V153H163ZM172 149H174V152H173V150ZM229 151H228V150ZM3 150H5V151H3ZM7 150V151H6ZM17 150V151H16ZM31 150V151H30ZM38 150V149H37ZM36 150V151H37ZM57 150V151H56ZM63 152H62V151ZM70 150H72V152L75 154V155H72L71 154V151ZM76 150V151H75ZM93 150L96 152V154H95V152H93ZM122 152H121V151ZM127 150V151H126ZM176 150H178L177 151V154H176ZM227 150V151H226ZM16 151V152H15ZM21 152V153H19V152ZM39 151V150H38ZM107 151H109V152H107ZM119 151H120V154H119ZM130 151V152H129ZM259 151V150H258ZM31 152H32V154H31ZM61 152H62V154H61ZM75 152H77V153H75ZM100 152H102L101 154H100ZM107 152V153H106ZM111 152V153H110ZM169 152L172 154V156H171V154H169ZM182 152H184L183 150H182ZM13 153V154H12ZM16 153V154H15ZM19 153V154H18ZM67 153H68V155H67ZM90 154V157H89V154ZM99 153V154H98ZM108 153H109V155H108ZM113 153V154H112ZM123 153V154H122ZM167 153H168V155H167ZM9 156V158H7L8 156ZM10 154V155H9ZM12 154V155H11ZM20 154H21V156H20ZM29 154V156H27ZM48 154V155H47ZM110 154H112V155H110ZM115 154V155H114ZM117 154H119V155H117ZM129 154V155H128ZM131 154V155H130ZM161 154H162V156H161ZM231 154H233V155H231ZM3 155H6V156H3ZM16 155H18V156H16ZM23 155V156H22ZM108 155V159H106V157L105 156H107ZM125 155H126V158H124L125 157ZM176 155V156H175ZM1 156H3V157H1ZM63 156H65L64 158H63ZM76 156V157H75ZM89 157V159H88V157ZM100 156V157H99ZM115 156V157H114ZM118 156H119V158H118ZM128 156V157H127ZM4 157H6L5 159H4ZM13 157H15V158H13ZM29 157V158H28ZM45 157V158H44ZM73 157V163L72 164H75L76 163V160L78 159H80L79 161L77 160V162L78 163H76L75 165H74V167H75V169H73L74 167H72V169H71V167L70 166H72V164L69 166V168H67L66 166L69 164V163H71L72 161H71V158ZM97 157H99V158H97ZM105 157V158H104ZM110 157V158H109ZM114 157V158H113ZM122 157V158H121ZM131 157V158H130ZM163 157H165V158H163ZM174 159H172V158ZM178 157V158H177ZM33 158V159H32ZM63 158V160H61ZM74 158H75V160H74ZM90 158L93 160H90ZM112 158V159H111ZM168 158H169V161H166V160H168ZM171 158V159H170ZM232 158V160H230ZM56 161H55V160ZM70 159V162L66 165V166H64L63 165V163L65 164L66 163V161H68ZM83 159H85L86 161V163H85V166H86V168H85V166H83V165H80L81 163H83L84 164V160ZM106 159V160H105ZM126 159V160H125ZM160 159V160H159ZM5 160H8V163H7V161H5ZM14 160H16V161H14ZM26 160L28 161V162H26ZM37 160H38V163L42 166H36L35 164H37ZM45 160V161H44ZM49 160V161H48ZM51 160H52V162H51ZM59 160V161H58ZM61 160V161H60ZM81 160H82V162H81ZM92 162L91 164H89V162L90 161ZM94 160L96 161L97 160V162H94ZM118 160V161H117ZM135 160H136V162H135ZM137 160H138V162H137ZM165 160V161H164ZM173 161V162H170V161ZM177 160V161H176ZM185 160V159H184ZM31 161V162H30ZM55 161V162H54ZM58 161V164L56 163ZM106 161V162H105ZM108 161V162H107ZM121 161V162H120ZM130 161V162H129ZM164 161V162H163ZM13 162H15L14 164H13ZM43 162V163H42ZM54 162V163H53ZM59 162H62V165H63V167H62V165H61V163H60V167H58L59 166ZM75 162V163H74ZM79 162H81V163H79ZM94 162V163H93ZM101 162V163H100ZM117 162H119V163H122V164H117ZM126 162V163H125ZM128 162L130 163V164H128ZM32 163V164H31ZM51 163H52V166H53V164H54V168L55 169H53L52 170V168H51ZM55 163H56V166H55ZM95 163H97V164H95ZM135 163V164H134ZM259 163V164H260ZM48 164H50V166L48 165ZM80 165V167L81 168H83V169H80L79 168V165ZM94 166H93V165ZM108 164V165H107ZM134 164V165H133ZM139 164H141L140 165V167H139ZM192 164H195V162H194V158L192 159ZM9 165H13V166H9ZM18 165V166H17ZM26 165H27V167H26ZM31 165H33V167L30 169V167H31ZM89 165L90 166H92V167H89ZM98 165V166H97ZM107 165V166H106ZM121 167L120 169H119V167ZM131 165V166H130ZM143 165V166H142ZM29 166V167H28ZM78 166V167H77ZM101 166V167H100ZM105 166V167H104ZM110 166V167H109ZM112 166H113V168H112ZM127 166V167H126ZM129 166V167H128ZM135 166V167H134ZM142 166V167H141ZM261 166V165H260ZM11 167V168H10ZM15 168V169H13V168ZM18 167V168H17ZM41 167V168H40ZM95 167V168H94ZM109 167V168H108ZM123 167V168H122ZM125 167V168H124ZM134 167V168H133ZM146 167V168H145ZM29 168V169H28ZM37 168H38V170H37ZM48 168V169H47ZM57 168H59L58 169V171H60V173L59 172H55V170L57 169ZM61 168L63 169V170H61ZM64 168H66V169H64ZM78 168V169H77ZM108 168V169H107ZM112 168V169H111ZM142 168V169H141ZM26 171H25V170ZM28 169V170H27ZM42 169H44V170H42ZM70 169V170H69ZM106 169V170H105ZM117 169V170H116ZM123 170V171H118V170ZM138 169H140L141 171H138ZM171 169V170H170ZM2 170V171H1ZM8 170V171H7ZM10 170V171H9ZM11 170H12V172H11ZM30 170V171H29ZM48 172H47V171ZM66 170V174H63L64 173V171ZM69 170V171H68ZM74 172H77V174L76 173H74ZM78 170V171H77ZM96 170V171H95ZM98 170H100V173H99V171ZM103 171V173H101L102 171ZM144 170V171H143ZM15 171H16V173H15ZM39 171H40V173H39ZM53 171L55 172V173H53ZM63 171V172H62ZM71 171V172H70ZM81 171H82V173H84L85 172V174H82L81 173ZM104 171H105V173H104ZM137 171V172H136ZM146 171V172H145ZM173 171V172H172ZM220 171V172H219ZM2 172H4V173H2ZM7 172H9L10 173V175H13V172H14V174H15V178L14 177H12V176H9V177H6L7 175H8V173ZM22 174H21V173ZM44 173V175L42 174V173ZM81 174H80V173ZM87 172V173H86ZM99 173V174H95V173ZM116 174H115V173ZM117 172H118V174L119 175H117ZM136 172V173H135ZM141 172V173H140ZM145 172V173H144ZM170 172H172V175H171V173ZM174 172V173H175ZM19 173H20V175H19ZM25 173V174H24ZM46 173H48V174H46ZM50 173V174H49ZM71 173H73V174H75V176L73 175V174H71ZM94 173V174H93ZM139 173V174H138ZM38 174V175H37ZM52 174H57L56 175V183H54V179H55V176L53 177V175ZM58 174H59V177H61L62 175V178H64V179H60V181H59V177H58ZM146 174V175H145ZM177 174V173H176ZM17 175V176H16ZM24 175V176H23ZM52 175V176H51ZM66 175V176H65ZM71 175V177L72 178H74V180L76 181H74V180H70V178H69V176ZM146 177L145 179H144V177ZM200 175H201V177H200ZM23 176V177H22ZM30 176V177H29ZM31 176H32V178H31ZM43 176V177H42ZM65 176V177H64ZM79 176H77V178L79 179ZM80 176V177H81ZM140 176H142V177H140ZM150 176V179L152 178V174L151 175H149ZM168 176V177H167ZM209 176V175H208ZM34 177H35V179H34ZM45 177V178H44ZM58 177V178H57ZM109 177V178H108ZM135 177V178H134ZM204 177V178H203ZM28 178H29V182H27L28 181ZM41 179V180H38V179ZM42 178H44L45 179V181H44V179H42ZM52 178H54V179H52ZM67 178V180H65ZM76 178V179H77ZM133 178L134 179H136V181L135 180H133ZM200 178V179H199ZM203 178V179H202ZM207 178V179H206ZM220 178H221V180H220ZM4 179V180H5ZM15 179V180H14ZM32 179V180H31ZM142 180V182H141V180ZM14 180V181H13ZM24 180V181H23ZM30 180H31V182H30ZM33 180H35L34 182H33ZM51 180V181H50ZM53 180V181H52ZM63 180H65V181H63ZM103 180H106V181H103ZM132 180H133V183H132ZM144 180H146L148 183H150V184H148L147 182L145 183L144 182ZM202 180V181H201ZM210 181V176H209V178L207 177V175L206 176H204L202 173H200V174H198V175H195V177L194 178H191V179H189V183L188 184H186V182L185 181H183V184H181V185H177L178 187H180L179 189H180V192H182L181 191V188L182 187H187V188H190V187H192V185H194L196 188L195 189H197V190H199V191H201V195L200 196H202L203 195V192H208V190H206V188L202 185V183L201 182H204V183H208L209 181ZM38 181H41V182H38ZM43 181V182H42ZM63 181V182H62ZM71 181H73L71 184L69 183L68 184V182H71ZM101 181H102V185L100 184L101 183ZM126 181V182H125ZM131 181V182H130ZM173 181L175 182V178H173ZM5 182V183H4ZM47 182H49V183H47ZM51 182H53V183H51ZM106 184H105V183ZM129 182V184H127ZM156 182V181H155ZM167 182V183H166ZM234 182V183H233ZM232 183L231 182H229V183H231V185L229 186L228 185V187H227V189L229 188L230 189V187H232V185L234 184V186L236 185V187L240 184V181L239 180H235V181H233ZM238 182H239V184H238ZM28 183H30V184H28ZM34 185H33V184ZM37 183V184H36ZM39 183V184H38ZM64 183V184H63ZM75 184V186H73L74 184ZM126 183V184H125ZM135 183V184H134ZM143 183H144V185H143ZM257 183V182H256ZM5 184V185H4ZM23 184V185H22ZM30 185L31 187H29L28 185ZM41 184V185H40ZM50 186V187H48V185ZM70 185L69 187H68V185ZM73 184V185H72ZM132 184V185H131ZM238 184V185H237ZM26 185H27V187L28 188H26ZM51 185H53L52 186V189H53V187H55L53 190L51 189ZM66 187H65V186ZM71 185L73 186V187H71ZM77 185V186H76ZM134 185H136V186H134ZM47 186V187H46ZM161 186V187H160ZM167 186V187H168ZM193 186V187H194ZM45 187V188H44ZM75 187V188H74ZM148 187V188H147ZM27 190H30L31 188L32 189H34V190H32L31 189V191H29V195H30V197H29V195H28V192H26V189ZM30 188V189H29ZM40 188H41V190H40ZM49 188V189H48ZM63 188V189H62ZM66 190H65V189ZM36 189H38L37 191H38V193L40 194H38L37 193V191H36ZM43 189V190H42ZM48 189V190H47ZM133 189H131L132 191H133ZM167 189V188H166ZM261 189H263V188H261L260 186H257V187H254V188H252L251 189V191H250V193H248V191H246V192H244V193H242L241 195H240V199L239 200H235L234 199V201L230 198V196H229V192L228 191H226L225 193L227 194V195H223L222 197H220V196H218V200H214L213 198H212V200H211V202H213V204H214V207H213V210L211 211V212H209V213H207V214H204L203 216H205L206 217V219L204 220V224L203 223H200L199 225H195L194 226V228H193V232L195 233L194 235H197L198 236V238H200V239H203V240H199L198 242H195L194 244L192 243V245H190L189 246V248H184L182 251L181 250H174V251H172V252H170L169 250H171V248L169 249L168 247H167V249L165 250L167 253H165V251H162V250H164V246L163 247H161V245H162V243L160 242V240H156L155 238H154V240L152 239V241H149V245L151 246V247H149L150 249H149V251L151 252H153V253H155V256L157 255V254H159V255H157V257H158V259L157 260H155V261H157V262H154L153 264H163L164 262H165V264H170V263H172V264H196L195 262H193V261H188L189 259L188 258H190V256H193V254H192V252H188L187 250L189 249V251H190V248H194V250H196V251H198V252H201L202 254H205L206 252H208L209 250H210V248H209V246H210V244L211 245H214V247L213 246H210L211 247V250H212V247L214 248L213 249V251H214V254L215 255H218L221 259H223V258H226L228 261L230 260V259H232V258H235L236 256H240V257H242V259L244 260V258L246 259V260H244V262H248V260H249V262L247 263V264H264V234H261L260 236L258 235H256L255 234V236H257L256 237V246L259 248V250L258 251H254V252H250L249 250H246V249H244V250H242V247H243V241L241 240L240 242H237V240H239L240 239V237H239V235H238V233H235V230L234 229H238L239 228V233H246V234H244V235H251L252 233H253V229L258 225L259 226V228L261 227V229L260 230H264V190H261ZM78 190V192H76ZM147 190H148V192H147ZM259 190V191H258ZM32 191H34V192H32ZM40 191H42V192H40ZM48 191V192H47ZM60 191V192H59ZM61 191H64V193L63 192H61ZM67 191V192H66ZM128 191V190H127ZM144 192V194H145V196H144V194L142 193V192ZM19 192V191H18ZM35 192H36V194H35ZM51 192H52V194L54 193V192H58V193H60V195L58 194V193H54L53 195H54V197L52 196V194H51ZM34 194V196H33V194ZM47 193V197H46V194ZM76 193V194H75ZM142 193V194H141ZM147 193H149V194H147ZM224 193V194H225ZM32 194V195H31ZM45 195V199H44V197H42L43 195ZM78 194V195H77ZM88 194V193H87ZM92 194V195H91ZM139 194H141L142 196H140ZM37 195H39V197L37 196ZM57 195V196H56ZM61 196V197H59V196ZM63 195V196H62ZM65 195V196H64ZM80 195H81V198H80ZM105 195H106V193H105ZM139 195V196H138ZM258 195H260L259 197L260 198H257L258 197ZM26 196V197H25ZM33 198H32V197ZM139 198H137V197ZM29 199H28V198ZM53 197V198H52ZM56 197V198H55ZM64 197V198H63ZM84 197V196H83ZM133 197L135 198V200H136V202H134V200H133ZM180 197V196H179ZM178 197V199L181 201V197L179 198ZM30 198H31V201H30ZM36 198H38V199H36ZM55 198V200L57 199V201H58V203H57V201H55V200H53ZM63 198V199H62ZM79 198V199H78ZM84 198H89L90 200H87L88 201V203H90L91 204V202H92V200L91 199H93V202L95 203L96 201H94V198H95V200H96V193L94 194V193H89L88 195H86V197H84ZM98 198V197H97ZM148 198V199H147ZM251 198H252V200H251ZM35 199V200H34ZM42 199H43V201L44 202H42ZM48 199H50L52 202H50L49 203V205L52 203L53 204V202H54V204L52 205H48V208L46 209V206H47V204H48V202L50 201V200H48ZM147 199V200H146ZM260 199V200H259ZM27 200V201H26ZM32 200H33V205L35 206H33V205H31L32 204ZM61 200V201H60ZM146 200V201H145ZM249 200H251V205L249 206V204H248V202H249ZM28 201H29V203H28ZM37 201V202H36ZM85 201V200H84ZM89 201H91V202H89ZM131 201H132V203H131ZM140 201V202H139ZM146 202L145 203V205L144 204H142L143 202ZM149 201V202H148ZM220 201H222L223 202V205H224V207H225V210L227 211H229V217H228V212H226V211H219L217 208H216V206H217V204H219V202ZM47 202V203H46ZM62 204H61V203ZM124 202V203H123ZM137 202H139V203H137ZM261 202V203H260ZM56 203V204H55ZM60 203V205L58 206V204ZM66 203V204H65ZM152 203H154L153 201H152ZM184 203V202H183ZM257 203V204H256ZM20 204V205H19ZM21 204H24L23 206L21 205ZM43 204H45L44 206H43ZM93 204V203H92ZM112 204V203H111ZM121 204L123 205V206H125V207H121ZM131 204V205H130ZM136 204H138V205H136ZM185 204V207L184 208H182L183 210V216L180 218V220H179V225H181L183 222H185L186 221V219H187V215L190 213V212H192V206L191 205H188L187 203H184ZM31 205V206H30ZM63 205V206H62ZM65 205H68L67 207L65 206ZM135 205V207H133ZM144 205V206H143ZM44 208H43V207ZM62 206V207H61ZM87 206L89 207V209L87 208ZM94 206V205H93ZM143 206V207H142ZM14 207V208H13ZM34 207V208H33ZM38 207V208H37ZM41 207V208H40ZM50 207L52 208V209H50ZM55 207V208H54ZM66 207V208H65ZM69 207V208H68ZM71 207H73L72 209H71ZM90 207H91V209H90ZM121 207V208H120ZM129 207V208H128ZM133 207V208H132ZM149 207H151L150 209H151V211L152 210H154L155 208H154V205L152 204V206H149ZM148 207V208H149ZM16 208L18 209V210H16ZM36 208V209H35ZM57 208H59L58 210H57ZM87 208V209H86ZM95 208V207H94ZM123 208V209H122ZM125 208H128L127 210H125ZM131 208H132V210H131ZM153 208V209H152ZM157 208V207H156ZM2 209H3V212H1L2 211ZM11 209H15V210H11ZM44 210V212L42 213V211L41 210ZM62 209H65L66 211H67V214H73V213H75L76 211H78V213H80V211H81V213H83V215L85 216V214H87L85 217H83L82 218V216H80V215H82V214H79V216H76L75 217V220H74V218H73V220H71L72 218H71V216H70V214L69 215H67ZM77 209V210H76ZM53 210H56L57 212L59 211V210H61V211H59L58 212V215H57V212L56 211H53ZM92 210H94L93 212H92ZM97 210V211H96ZM156 210V209H155ZM6 211V212H5ZM13 211V212H12ZM15 211H16V213H15ZM37 211V212H36ZM83 211V212H82ZM87 211V212H86ZM89 211V212H88ZM117 211L115 212V213H117ZM38 212L40 213V214H38ZM47 212V213H46ZM85 212V213H84ZM91 212H92V214H91ZM223 212H225L226 214H224ZM50 215H49V214ZM53 213V214H52ZM64 214V217L63 216H60V215H62V214ZM77 213V212H76ZM90 213V214H89ZM94 213V214H93ZM185 213H186V215H185ZM3 214V215H2ZM4 214H5V216H4ZM47 214V215H46ZM51 214H52V216L54 215V217L56 218H54V217H52L51 216ZM11 215H12V217H11ZM14 215V216H13ZM38 215H41V216H38ZM45 215V216H44ZM56 215V216H55ZM184 215L186 216V217H184ZM49 216H51V217H49ZM58 216H60V217H58ZM66 216H68L69 218L67 219L66 218ZM89 216V217H88ZM247 216H250V218L249 219H246V217ZM252 216H257V218H259V219H261L260 220V222H259V224L258 223H254V222H248L251 218H252ZM6 217V218H5ZM41 217V218H40ZM62 217V218H61ZM2 218L6 221V219H7V223L5 224V226H4V221L2 220ZM15 218V219H14ZM50 218V219H49ZM60 218V219H59ZM80 220H79V219ZM82 218V219H81ZM88 218V219H87ZM120 218V217H119ZM184 220H183V219ZM12 219L15 221H12ZM44 219H45V221H44ZM61 219H63V220H61ZM64 219H66V220H64ZM71 220V222H68V220ZM221 219V220H220ZM30 220V221H29ZM36 220V221H35ZM51 222H50V221ZM58 220H59V222H58ZM82 220V221H81ZM202 220H203V218H202ZM32 221H34V222H32ZM52 221H53V225L54 226H52ZM61 221V222H60ZM65 221V222H64ZM78 221V222H77ZM87 222V224H85L86 222ZM222 221V222H221ZM14 222V223H13ZM28 222H30V224L27 226L26 224H28ZM85 222V223H84ZM94 222V223H93ZM34 223V224H33ZM38 223H39V225H38ZM60 223V224H59ZM82 223V224H81ZM88 223H91V224H88ZM225 224L226 223V225L228 226V227H226V226H224L223 225V228L221 229V225L222 224ZM251 223H253V224H255V226H253L252 228H250L251 226H250V224ZM33 224V225H32ZM37 224V225H36ZM46 224V225H45ZM55 224H56V226H55ZM93 224V225H92ZM96 224V225H95ZM212 224V225H211ZM11 227H10V226ZM52 226V228H55V230L56 229H59L58 231H57V234H55V236L53 237L52 236V234L54 233V232H52L51 231V227H50V229H48V227L49 226ZM122 225V224H121ZM165 225H167V224H165ZM204 227H203V226ZM218 225L220 226V227H218ZM252 225V224H251ZM0 226V229H3L2 227ZM6 226H9V228L8 227H6ZM27 226V227H26ZM59 228H58V227ZM72 226H74V227H72ZM87 226V227H86ZM258 226H257V228H255V229H259L258 228ZM28 227H29V229H28ZM94 227H96V229L94 228ZM205 228V229H203V228ZM236 227V228H235ZM36 228V229H35ZM63 228H65V229H63ZM70 228V230H73V233H68L67 234V229H69ZM74 228V229H73ZM79 228H81V229H79ZM165 228V229H164ZM224 228H227L226 230L224 229ZM243 228H245V230L243 229ZM41 229V230H40ZM62 229L64 230V231H62ZM82 229H84V230H82ZM99 229H102V230H100L99 231ZM160 229H161V235H163V236H167V237H173V231H175L174 230V228H169L168 226H165L164 227V223H163V225H160ZM203 229V230H202ZM214 229V230H213ZM218 229V230H217ZM221 229V230H220ZM228 229H230L229 231H228ZM27 230V231H26ZM47 230V231H46ZM75 230V231H74ZM82 232H81V231ZM88 232H87V231ZM93 230H96V231H93ZM97 230H98V234H97ZM121 230V229H120ZM167 230V231H166ZM202 230V231H201ZM210 230H213L214 231V235L212 236L210 233H212V231L210 232ZM224 230V231H223ZM244 230V231H243ZM251 230H253L252 231V233L250 232ZM59 231H61V232H59ZM66 231V232H65ZM83 231H84V233H83ZM107 232V233H105V232ZM113 233H112V232ZM169 231H170V233H169ZM218 231H220V233L218 232ZM222 231L225 233H222ZM49 232V233H48ZM62 232H64V234L62 233ZM103 232V233H102ZM116 232V233H115ZM166 232H168L169 234V236L166 234ZM205 232H206V234H205ZM210 232V233H209ZM13 235H12V234ZM218 235H217V234ZM17 234V235H16ZM63 234V235H62ZM115 234V235H114ZM117 234V235H116ZM223 234V235H222ZM2 235H5L4 237L2 236ZM60 235V236H59ZM82 235V236H81ZM91 235V236H90ZM99 235V236H98ZM113 235V237H111ZM219 235H221V236H219ZM8 236V237H7ZM10 236H13V238L15 237L16 239L14 240V244L15 245H13L12 243H13V238L12 237H10ZM17 236H18V238H17ZM86 236V237H85ZM102 236V237H101ZM105 236H106V238H105ZM117 238H116V237ZM209 238H208V237ZM225 236V237H224ZM254 236V235H253ZM83 237H85V238H83V241H82V238ZM91 237H93V239L91 238ZM100 237V238H99ZM212 237L214 238V239H212ZM7 238H12L11 240L9 239V242H7L8 240H7ZM22 238V239H21ZM25 238V239H26ZM56 238H58V239H56ZM71 238V239H70ZM74 238V239H73ZM81 238V239H80ZM101 238H105V240H102ZM215 238H219V241L217 240V239H215ZM221 238V239H220ZM225 238V239H224ZM40 239H43V238H40ZM62 239L64 240V241H62ZM90 239V240H89ZM116 239H118L117 241H116ZM206 239H207V242H206ZM253 239V238H252ZM19 241L20 242V244L19 243H17L16 244V242L15 241ZM70 240V241H69ZM74 241V243L72 242V241ZM92 240V241H91ZM218 242H217V241ZM17 241V242H18ZM99 241V242H98ZM209 241H211L212 243L213 242H216L215 244H217L216 246V248H215V244H212L211 242H209ZM11 242V243H10ZM72 242V243H71ZM82 242V243H81ZM102 242V243H101ZM116 242H117V244H116ZM157 242V243H156ZM220 242V243H219ZM8 243H10L9 245H10V250H9V246H7L8 245ZM76 243V244H75ZM89 245H88V244ZM96 243H99L98 245L96 244ZM208 243V244H207ZM210 243V244H209ZM7 244V245H6ZM12 244V245H11ZM160 244V245H159ZM202 244V245H201ZM205 244V245H204ZM206 244H207V246H206ZM17 245H18V247L20 248V249H18V247H17ZM73 245V246H72ZM127 245V246H126ZM136 245V244H135ZM194 245H196V246H194ZM200 245V246H199ZM218 245H220V246H218ZM11 246L14 248V247H16V249L14 248H11ZM96 246H98V247H96ZM101 246V247H100ZM122 248H121V247ZM224 247V248H221V247ZM74 248V252H73V249L72 248ZM154 247V248H153ZM208 249H207V248ZM219 247V248H218ZM234 247V248H233ZM109 248V249H108ZM151 248H152V250H151ZM162 248V249H161ZM198 248V249H197ZM6 249H7V251H6ZM18 249V250H17ZM82 249V250H81ZM97 249V250H96ZM121 249V250H120ZM126 251H125V250ZM138 249V248H137ZM161 249V250H160ZM169 249V250H168ZM201 249H203V250H201ZM207 249V250H206ZM9 250V251H8ZM17 250V251H16ZM99 250V251H98ZM101 250V251H100ZM173 250V249H172ZM246 250V251H245ZM14 253L13 255L11 254H9V253ZM77 251V253H75ZM87 253H86V252ZM98 251V252H97ZM106 251V252H105ZM125 251V252H124ZM128 251V252H127ZM148 251V252H149ZM187 251V252H186ZM245 253H244V252ZM84 252L86 253V254H90V256L88 257H85L86 255L84 254ZM177 252V253H176ZM181 252V253H180ZM204 252V253H203ZM248 252L250 253V254H248ZM3 253V254H2ZM18 255H17V254ZM20 253V254H19ZM105 253V254H104ZM123 253H126L127 255H125V254H123ZM129 253V254H128ZM143 253V252H142ZM188 253H191V255L190 254H188ZM243 253V256H241V254ZM5 254V255H4ZM7 254H9L10 255V257H8V255ZM77 254V255H76ZM99 255L98 257H97V255ZM148 254L149 253H147V256H148ZM161 254V255H160ZM174 254H176V255H174ZM14 255H16V257H14ZM173 255V256H172ZM12 256V257H11ZM80 256V257H79ZM91 256H93L92 257V259H90L91 258ZM95 256V257H94ZM117 256V257H116ZM125 256H127V257H125ZM129 256V257H128ZM141 256V257H140ZM144 256V257H143ZM166 256V257H165ZM168 256H169V258H168ZM179 256V257H178ZM135 257H140V258H136L135 259ZM184 257V258H183ZM186 257V258H185ZM244 257V258H243ZM11 260H10V259ZM79 258V259H78ZM85 258V261L87 260V263H85V261L83 260ZM94 258V259H93ZM98 258V259H97ZM106 260H105V259ZM132 258H134V259H132ZM257 258V259H256ZM25 259L26 260H30V258L29 257H27V256H25ZM52 259V258H51ZM104 259V260H103ZM108 259V260H107ZM111 259L113 260V262L111 261ZM118 259V260H117ZM122 259V260H121ZM123 259H124V261L126 260V263L123 261ZM131 259H132V261H131ZM164 261H163V260ZM168 259V260H167ZM9 260V261H8ZM91 260V261H90ZM121 260V261H120ZM149 260V259H148ZM171 260V261H170ZM84 263H83V262ZM123 261V262H122ZM130 261V262H129ZM159 261V262H158ZM161 261V262H160ZM7 262H10V263H7ZM190 262V263H189ZM230 262V261H229ZM97 263H94L93 262V264H97ZM133 263H131V264H133ZM146 264V263H148V264H150V262L149 261H145V263L144 262H140L139 261V263H138V261H137V263L136 264ZM55 264V263H54ZM230 264H233V263H230Z\"/></svg>",
	"mask_w": 264,
	"mask_h": 264
},
{
	"label": "water",
	"instance_id": "obj_3",
	"mask_svg": "<svg viewBox=\"0 0 264 264\" xmlns=\"http://www.w3.org/2000/svg\"><path fill=\"white\" fill-rule=\"evenodd\" d=\"M241 76V75H240ZM238 78H239V75H238V77L236 78V79H234V80H238Z\"/></svg>",
	"mask_w": 264,
	"mask_h": 264
}]
</instances>
